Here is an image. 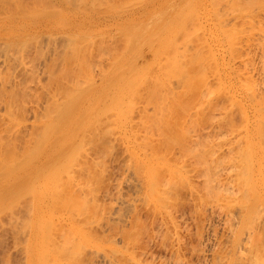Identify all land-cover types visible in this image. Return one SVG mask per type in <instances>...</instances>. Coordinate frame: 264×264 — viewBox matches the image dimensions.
<instances>
[{"label": "rangeland", "instance_id": "374dc122", "mask_svg": "<svg viewBox=\"0 0 264 264\" xmlns=\"http://www.w3.org/2000/svg\"><path fill=\"white\" fill-rule=\"evenodd\" d=\"M8 1H6L7 5H8ZM17 1L18 0L10 1L9 7L13 4V6H11V7L14 9V5H16L18 3ZM23 1L24 0H21V2H23ZM28 1H29V3H28ZM34 1H37V2L39 1V2L37 3ZM69 1L68 0H50L49 3L46 2V3H48L47 8H49V10L51 11V14L53 12H55L54 14H56V12H57V15H55V16H54V14L52 15L51 20L52 19L53 20L51 21V23H48V22L44 21L46 19L45 17H43V18L41 17V12L37 11V10L42 9L41 7H38V5L41 4V1L40 0H25L24 4L25 5L27 4V6H31V8H33V11H34V8L36 6L35 13L32 12L31 9H28V10H31V12L36 14V15L40 14V18H38L39 17L38 15H37V18L35 15H32L33 16L32 17L31 16L32 13L31 14L29 13L30 15H27V13H26L25 14L26 16H20L16 20L15 27H13V30H12L15 32V34L13 35V38L11 40L7 39L8 41L0 39V49H1V46H3L5 48L4 49L2 47V49L0 50V57H1L0 58L1 59L0 65H2V66H0V72H1L0 83L2 82V80L4 81L3 77H7L6 79H9V80L11 79L8 77V75H10L9 73L11 71H14V72H11L10 77H12V78H14L13 76H15V77L18 76V74L20 75V73H21L20 68H22L20 65L22 64V61H23L21 54L23 52V49L25 48L24 53H26L25 51H27V53H26V55L24 54V56H26L25 59L26 60L28 59V62L25 61L26 63H23V64L31 72L27 73V71H29V70L26 69L27 75L25 76L24 80H28L29 82L27 81L28 82L27 83L26 81H24L23 86H25V85L27 87L31 86L29 89V90H31V92H33L32 89L34 87V92L29 93V91H27V93H29L30 95L27 94L26 96L28 97V99L25 98L26 97L25 96L24 99L26 101L23 100L22 101L23 104L21 103L22 108L25 107L24 111L20 112L21 115L17 114L18 116H21V118L17 117L18 118V121H17V120H14V116L12 117V119L10 118L11 116H7V119L9 121L12 120L13 122L14 121L22 122V124L24 125L25 128L24 127H22L24 129H22L21 127H18V128L19 129L21 128L26 133H28L29 131L27 132V130H30V128H32L34 120H35L34 119L35 116H34L33 111L36 108H34V107L36 106L38 108L41 106V108H42V106H44L46 104L45 103L46 99H45V102L43 99L45 97H47L48 94L46 95V93H48V92L45 93L44 91H42L43 94H39L41 92L38 93L37 88H40L42 90V88L40 86H38L41 84H38V85L35 84V83H39L40 77L42 75L45 78L46 74L45 75L43 74L44 73L43 66L45 65L44 64L45 63L44 58L47 59V57L49 56L48 54L46 56V53H49L50 55H52V53H54L53 51H56V50L59 51L56 46H58V48H60V50H64L63 52L67 53L66 50L68 47H70V44L69 45L66 44V46H64V44L67 41H69L65 38L68 35L67 32L70 33L72 31V32L79 33V35L84 34V36L82 37L83 39H84V37H85V39H88L89 37L86 38L88 35L91 36L94 34V36L96 35L95 40L93 39L94 36H93V38H91V43H94L92 48H94L96 45V48L94 50H96L99 46V45H97V42L99 44V41H101L99 39L102 38V41H103V39L104 38L106 39V37H108V39L110 40V43L108 41H107V43H109V45L113 44L114 49L117 46H120L119 44L122 45V46H120L121 51L117 47L118 50L120 51V52L119 51L118 52L119 53L122 52V54H120V56L118 55L119 58L118 59L116 58L117 61H114L115 59L113 60L115 62L114 64H113V62H111L112 59L108 61V58L111 54L108 57L106 56L107 62L110 63V64L106 63L107 67H110L108 69L109 71L105 68L106 65L104 66V64H103L102 67H104V68H101L102 64L100 66L97 65V62L99 60L98 57L102 54L101 51H100V55H99V50H98V55H99L98 57H96V56L92 57L91 56L92 58H94V61H95V58H98V60L96 59L97 61H95V62H96V65L99 69L107 70V71L104 70V72H106L104 74L103 71H99L98 68H95V69L93 68V71L94 70L98 71L99 74L103 73V76H100V78H99V74H98V78L96 79V81L100 80V81H98V83H100L102 81L106 82L107 80H111L113 85H114V83L117 84V89H114V90H117L118 93H114V94L112 93L109 96H107L110 98L112 96V100L108 101L107 104L110 106L109 109L110 108H111V110L113 109L112 110L113 113L116 112L115 113L116 114L115 116L117 118L116 120L119 122H117V121L114 122V119L112 117V115H114V114H112V113L110 114V112H109V115L107 114V117L108 118L112 117L111 119L109 118V120L111 121L113 119L111 122L115 123V126H111L112 127L111 129L113 130L114 127H117V129L115 128L116 129L115 132L118 131V132H116V133H118L116 135V137L119 138V140L114 139L115 138L114 136L116 133L114 134V131H112L110 129V126H108L110 124H103V122H102V125H100L101 129L103 130L104 129L103 126L106 127L105 125H107L109 130L112 131L111 133H113V135L107 133L108 132L107 127L104 129L106 136L104 135L103 137H107L109 134L110 139L105 140L104 143H102L103 144L102 147L105 146L104 149H106V150L101 149L102 147H100V149L106 151L107 155L105 157H103L104 151H102L103 155L102 154L99 155L101 158H103L101 160V159H98L99 156L96 159V156L94 155L95 153L91 154L92 157L91 158L89 157L90 160L93 158L94 160L96 159L95 160L96 162L98 161L100 163L102 161V163L99 164L100 167L97 166L96 168H94L95 166L94 167L91 166L92 169L90 168L91 169L90 171L92 173H90V172L86 173V171L88 169L86 170V168L84 167V170H85L84 173H86L87 176L89 174H93L96 171H98L97 172L98 175H97V173H95L96 175L95 174H93V176L91 175L93 177L91 183L94 182L93 183L94 185L92 184V188H90L91 185L90 186L86 185V187H84L83 190H82V188H80L82 190V195H84L83 191L85 190V188L89 187L90 188L89 191L90 192L93 191L94 196L96 198L95 201H93L91 199L92 203H90V204L87 203L86 207H88L91 204L94 205V202L96 203V201L97 202L99 201V203L96 204L94 207H91V208L88 207L89 209L87 208L91 213L88 215L90 217H91V215H92V217L93 216L95 217V219L89 217V220L91 219V222L94 219V222H92V223H89L90 221L87 218L88 217L87 214H84L85 216L87 215V217H84L87 219H84L82 217V216H84L83 215L84 212L85 213L88 212V210H86L87 212L84 211L86 208H83L84 210H82L80 207L81 204L83 203V201L86 202V199L83 201L80 200L84 196L82 197L80 195L81 196L80 199L77 197L79 199V201H78V199L74 200L76 195H74V197L72 196V193H74V194L76 193L77 196H79L78 193L81 192V190H79L77 188V187L82 186L79 182L80 179H78V182L76 179L77 177H79L77 175H80V173H77V175L75 174L74 175L75 179H74V177H73L74 173L73 172L76 173V171L72 172V170H73L72 167H71L72 170H71V168H70V170H68L69 167H67L65 164L67 163V165L70 166L72 163L71 159H73L72 157L74 156V159H75V154L77 157H79L81 155V154L77 155V153L79 154V152L82 151L81 149H83V152H84V153L82 152L83 156L85 155V157L87 159L86 160L84 158L85 162H83V163L86 164L88 162L87 155L89 153H91V151H92L90 146L95 140L98 139V136L95 134L97 132L99 133V131H97L98 130L97 128H96V131L94 133V129L92 127L95 128L97 126V123L100 124V122H96L95 123L96 125L93 122L94 126L93 125L90 126L89 124L92 123V120L96 121L95 116L98 113L97 111L98 110L102 111L101 108H103V109L106 108V106H105V105H107V104H105L106 102H103L102 104L95 106L94 103H95V99H96L95 98L96 94L93 97L89 96L91 98V100H92V98H95L94 101H92L91 103L88 102V124L86 126H89L90 128L88 127L89 131L86 134V136L88 135V137H86V139L91 138L90 134H92V133L94 134L93 136H95V137H92V139H90V141L93 140V142L91 141L92 143L86 142L89 145L90 152H89V150L87 151L88 148L85 146L86 143H85V145H82V143L84 144V141H89V140H85V139L83 140L82 139V143H80L81 138L83 137V135H82L81 137H78L77 139H75L74 141H72L70 143L66 142V144H69L68 146H66V147H68V149H70L71 146L74 144L75 145L77 144L76 146H79V143H80L82 145V146H80V147H82L81 149H80V147L74 148V149L80 150V151L77 152L76 150H74L77 153H75L72 156L73 153L70 149L68 152H71L72 154L68 158L67 157L68 152L66 153V157H65V158H67V160L65 159L66 161L64 160L65 154L62 155L63 153L60 154V155H62L60 160H58L59 155L56 156L55 158H52L53 161L56 158L58 161L56 160L55 164L53 163L52 166H48L47 168L50 167L48 169V171H45L47 169H44L43 172L37 171L34 173H27V174H24V172L22 173V170L24 167L33 164L35 162L34 160L37 161L38 154L35 155L37 152L34 150L36 148H39V147H37V145L35 146L36 148L34 147V149H32L36 153H32V155H31V151H32L31 150L30 154L28 153L29 155L25 154V156H28L29 159L31 156L34 157V158L31 157V159H32L31 161L28 160L27 158H24L25 157L24 156L23 158L25 160H28L29 162L27 161L25 163L24 159H22V161H23L22 163H25L23 165L21 163V159H19L20 161H18L17 164L19 165V163H21L20 165L22 167L20 165L18 166L19 167L18 169L16 167H14L17 169V171L12 170L13 171L12 172L10 170L12 173L8 172V173H10V175H8V173H7V177L3 181H5L7 179L9 181H12V180H15L16 178L19 177L20 182L16 181V182H14V183H16V185H13L14 183H12L8 187L5 186L7 189L4 187L0 188V204H1L0 210L2 208L1 206H3V208H4V206L9 207L8 202L10 200H12L13 197H14L13 198V200H14L16 195H18L20 193L23 194L22 191H24L26 188L29 189V191L31 190L30 194H29V191H27V189L25 190L24 193L26 194V191H27V195H29V196L32 193L33 197L30 196V198H31L30 200H33L32 202H29L30 200H27L28 201V203H27V201L25 202V199L22 200V198L17 199V201H19L18 203L24 201L23 203H20L23 206L25 205L24 203H27L30 205L33 203L32 204L33 208L31 209L32 206H30V209H31L30 211L28 208L26 209V210H28V213H32L31 216L26 217L27 220L29 219L28 217L31 218V219H29L30 223H28L25 218H24V220L22 219L23 221L20 220L21 222H23V223L25 222L28 225H30V226H28L27 224L25 225V223L24 224L22 223L23 225L28 226L30 231L28 230L29 234L27 235L28 236L27 237L26 234H27L28 228H25V226H24V228H21L24 231L26 229V231H25L26 234L21 229L20 230L17 229L18 226L21 227V225H20L21 222L18 219L25 212L23 211V206L20 207L19 206L20 204L18 205V203L14 200V202L17 204L14 206H18V208H20V210H22V212L17 211V213H19V214L22 213V214L21 215L16 214L17 216H15V215L13 216V212H14V214L16 213V211H13V208L11 211L12 215H11V213L9 215V212H10V211L8 212V210H10L9 208H7L8 210H6V211L8 212L9 223H11V221H13V219H15L14 223H18V221H19L20 224H17L16 228L14 227V223L12 224L13 228H10V225L8 224L9 230H7V228H6V227H8V225L5 227L6 231L4 230L5 232L4 231L3 232H4V234H6V232L8 231L7 233H8L9 237L6 236L7 234L6 235L2 234L3 232L1 230L0 238H2V240L4 238V240L3 241L1 240V241L4 242L5 237H8L6 239V242L10 247L7 248L4 245H2V244H5L6 242L5 243L0 242L1 243L0 245L4 246L3 247L4 250L7 249V251L4 252V250H2L3 248H1L3 253L7 254V256L9 254L8 257L6 255L2 254V256H0V257H3V256L4 257L0 258V259H2L0 261L2 262L5 260V264H6V262H7L6 258L10 257L13 260V262L11 260V264H20V263L21 264H103V263L104 264H214V263L215 264H217V263L221 264L222 262H223L222 264H255V263L264 264L263 263L264 260L262 262L259 261L262 257L264 258V248H263L264 247V244H263L264 243V109H263L264 108V84H263V82H264V43H263L264 42V35H263L264 34V0H224V2H223V0H218V2H217V0H213V1L212 0H140V1L136 0V1H139V3L137 2V4H139V6L136 3L135 4L133 3L135 5L134 7H133V4H131V3L129 4L127 2H129V1L134 2L135 0H132V1L131 0H124V2H123V0H121L122 2L120 0H118L119 2L117 0H116V2H115V0H114V2H113V0H112V2H111V0L110 1L108 0L109 2H107V0H104V1L103 0H96V1L93 0V1H95V3L93 5H95V4L99 5L98 7H100V8H98L96 6H95L96 8H93L94 6L91 4V2H93V1L91 0V2H88V6H87L90 10V11L88 10V24H87V27L81 28V30H80V28H78V25H75L72 30L70 29V27L72 25L69 23V20L71 18H73L76 14L73 12V10L67 8V4L69 3ZM88 1H90V0H88ZM97 1H99L100 3L104 2V4L103 3L100 4ZM3 2L4 1L1 0L0 5L6 6V3H4L5 4L4 5ZM54 2H58V4L60 6L59 5L57 6L56 5L57 3H54ZM117 2L120 3L119 4L120 6L125 2L127 4L124 5L125 6L124 9H123L124 6L123 7L121 6L122 7V9H121V7L118 6ZM140 2H143V3L140 4ZM75 3H77V2H74V4ZM110 3H112V4H110ZM113 3L115 6L120 7V10H119V8H117L115 6H114V8H115V10H114L113 9ZM115 3H117V5ZM19 4H20V6H19ZM19 4H17L18 6L15 7L16 9H14V12H18L17 7H18V10L21 9V11H23L25 9L26 6L24 7V4H22L23 10L21 7V3H19ZM49 4H50V7H49ZM107 4H108V7L110 6V11H109L108 7H106V9L108 10L107 11L108 13H106V11H104L105 9H101V6H100V5L105 6ZM55 5L57 7H55ZM79 5H82V4H79ZM128 5H130L132 7L129 6V8H127ZM103 6H102V8H103ZM19 7H21V8H19ZM54 7L56 9L58 8V11L56 9L54 11V9H53ZM28 8H30V7H28ZM218 8H219V10H218ZM6 9H8V12H9L8 6L6 7ZM13 9H10L11 12ZM136 9L137 10L141 9L140 15H137L135 17H131V16L129 17L127 15V13L129 11H133ZM28 10L26 9V11H28ZM43 11H45V10L43 9ZM46 11H48V9ZM99 11H101V13H99ZM103 11H104V13H103ZM59 12H61V13H59ZM125 12H126V15H122ZM106 15H107V17H106ZM28 16H31V18ZM42 16H44V15H42ZM34 17H35V19H34ZM65 17H66V19H63ZM130 18H132V19H130ZM32 19H33V21L34 20L36 21L35 24H34L35 21L33 22ZM41 19H43V22H41L42 21ZM61 19H63L64 21ZM134 22H138V24H136V23L133 24ZM149 22H151V23H149ZM184 22H186V24ZM146 23L149 25L151 24V25L149 26ZM21 24H23V25H21ZM111 24H112V26H110ZM106 25H108V26H106ZM145 25L148 26L147 30H144V28L146 29ZM182 25H184L183 27H185V26H187V27L182 28ZM138 26L140 27V29L142 28L143 33L139 29ZM159 26L161 28H159L157 30V28ZM132 27H135L138 30L137 29L135 30V28H133L134 29V31H133ZM114 28L116 31L114 30ZM129 28L132 29L133 33L130 32L131 30ZM197 28H198V30H197ZM110 29L112 30V32H110L111 31ZM127 29H128V31H126ZM123 31L126 32V36H128V39L123 38V37L126 38L125 32H123ZM135 31H137V32H135ZM180 31H182V32H180ZM57 32H60V34L62 32H66L67 35L61 34L62 36L65 35V37L63 38L62 36H60L57 39V36H54L57 34ZM97 32H98V35H100L99 33H101V35L103 34V36L100 38V36H98L96 34ZM129 32L131 33V34H129L130 36L127 35ZM134 32L135 33L140 32L142 35L140 36V33H138V36H140V38H137V36H135V38H137V39H135V38L134 39L138 40V41L132 42L134 44L133 45L131 43L130 39L132 40V38L134 37V36L132 37V35L135 34ZM34 33H35V35H34ZM52 33H53V36L55 37V39L52 37ZM76 33H73V34H75V36H77ZM104 33L107 34V36L104 35ZM191 33H193V34H191ZM60 34H57V35L59 36ZM109 34L112 35L111 39L109 38V36H110ZM42 35H43L44 39L42 38ZM187 35H189V36H187ZM71 36H72L71 39L75 38L74 35L70 34V37ZM197 36L200 38H196ZM67 37H69V35ZM97 37L99 38L98 39L99 41L96 40ZM113 37L116 40H112ZM37 38H41V40L39 41V39H37ZM52 38H53V40H52ZM59 38H60V40H59ZM15 39L16 40L22 39V40H20L21 43L16 41ZM61 39H62V41H61ZM85 39H84V41H86ZM105 39H104V41L106 42ZM119 39H123V41H121ZM55 40H56V42H55ZM75 40H77V38ZM75 40H72V41L75 42ZM79 40H81L80 37H79ZM117 40H119L121 43H119V41L117 42ZM188 40H190V42ZM256 40H258V41H256ZM72 41H69V42L71 43ZM93 41H95V42L97 41V42L95 43ZM127 41H129L131 43V45H129L130 43L129 42L127 43ZM171 41H172V43H171ZM1 42L2 43L4 42L3 43L4 45ZM82 42H83V40H82ZM86 42H88V44H89L90 40L86 41ZM114 42H115V44H114ZM169 42H170V44H169ZM188 42L192 46L188 45ZM260 42H262L261 45H260ZM8 43H9V45H8ZM48 43H49V45H48ZM72 43H71V45L73 46V48H76V45L74 47V43L73 44ZM117 43H119V44L117 45ZM123 43H125V45ZM185 43H187V45L189 46L188 49L191 51L195 50L194 48L198 47V45H199V48H200V46H201V48L203 47V51H201V48H200V50L198 48L199 51L198 50H195V52L192 51L193 53H195L194 54L195 58H196V54H198V52L200 53V55H198V56H201V55L203 56L201 58L204 60L205 64H204V62H202L203 64L201 63L202 59H200L201 61H198V63H195L196 67L198 65H200V66H198V68L199 69L202 68L201 70L198 69L196 71L197 68L194 66L195 64L191 65L190 63H189L190 66L184 65V66H186V67H184L183 64H185V62L182 64V62L179 61L180 59L181 60L185 59V57H184V59L182 58L185 55V54L184 55H182V54L186 51V48H187V47H185L187 45L184 46ZM103 44L105 45V43H103V42L100 44L101 48H102ZM11 45H12V47H10ZM21 45H23L22 48H21ZM54 45L56 47V50L54 48ZM106 45L108 46V44H106ZM106 45L104 47H107ZM113 45H112V47H113ZM127 45H129L128 46L129 49L126 48ZM257 45H258V47H257ZM47 46H49L50 48ZM72 46H71V48H72ZM88 46H89V49H91L90 45H88ZM91 46H92V44H91ZM166 46L167 47L170 46V49L167 48ZM171 46H173L175 48L176 52L172 49L173 47L171 48ZM27 47H28V49H30L32 47L29 50L30 52L27 50ZM45 47H46V50H44ZM65 47H67V48H65ZM83 47H81V48H83ZM164 47H166V49H167L166 51L164 50L165 49ZM181 47L182 48L185 47L182 54H180L182 52ZM205 47H206V49L208 48L209 50L204 49ZM47 48L49 49L50 52L49 51L47 52V50H48ZM51 48L52 49L54 48L53 51L51 50ZM117 48L114 50V52L117 50ZM179 48H181L180 53H179V50H180ZM256 48H258V50H256ZM6 49H7V51L12 50V53L8 51L9 53H11V55H10V56H12L11 60L14 58L13 57V55H14L13 51H15V50H16L15 53L17 51H19V53H20L19 59L22 58V61L20 62L16 58V55L18 57L19 53L17 52L15 54V58L17 61L15 62V60H14V62L16 64L14 67L11 66L12 69H8L9 67H7L8 65H11V64H10V62H8V63L6 62L7 60L5 59V57L8 59V57L5 56L7 53ZM19 49H21L22 51ZM89 49H88V56H89V58H91ZM99 49H100V47H99ZM123 49H125L124 55H123ZM126 49L129 51H127ZM161 49H163V50H161ZM71 50H70V52H71ZM171 50L173 53L178 52V54H177L178 57H176L177 55L175 53H174L175 57H173ZM189 50H187V51H189ZM4 51L6 53H4ZM38 51H40V52H38ZM43 51H45V52H43ZM140 51L143 53H146V55L144 57H141L138 55V57L136 58V61L134 60V62L131 63L130 62V58L132 57L131 54L132 53L133 54H139ZM163 51L167 52V54H165ZM28 52H29V54H28ZM42 52H43V54H42ZM95 52L96 51L93 52V50H91V53H95ZM9 53H7V54H9ZM115 53H117V52H115ZM119 53H117V54H119ZM161 53H163V54H161ZM185 53H187V52H185ZM205 53L206 54L208 53L207 56ZM40 54H42V55H40ZM95 54H97V53H95ZM179 54L182 57H180ZM190 54H191V52H190ZM113 55L115 57L117 56L116 54H113ZM166 55H168V56H166ZM191 55H193V54H191ZM39 56H41L42 58ZM163 56L167 57L166 58L167 61H165L163 59L164 63H163V61L159 62V60H162ZM169 56H171L170 59L173 57V61H172V59H171V61H170V59L168 60ZM187 56H186V58L188 59V61H190L192 63V60L194 59V57L192 56L193 59L189 60V58H191V57L188 58ZM208 56L211 58L210 59L211 63L208 62V64H207V61H209ZM34 58L36 59L35 62H34ZM106 58H104L103 61H106ZM110 58H111V56H110ZM112 58H113V56H112ZM177 58L178 59L180 58V59L178 60ZM2 59H4V61ZM37 59H39V60H37ZM11 60L9 59L8 61H11ZM174 60H176V62ZM92 61H93V59H92ZM156 61L159 62L157 65H156ZM168 61L171 64L173 63L172 67L170 66L171 68L170 67L164 68L165 63L167 62L166 64H168ZM14 62H13V60L11 61V63H14ZM95 62H93V64L91 63V65H94ZM178 62H180L181 64ZM32 63L34 66L32 65ZM153 63L156 65L155 70L157 69L158 72L154 71L155 65ZM160 63L164 64V65L162 64L164 70H166V69L171 70V71L170 70L165 71L167 73V74H165L167 80L165 78V75L162 76V74H164L165 72L163 71L164 72L163 73V72H161V69H159V68H161L159 66V65H161ZM175 63H176V67L175 66L173 67V65H175ZM177 63L180 64L182 67H184V68L181 67L183 71L186 70L187 68L188 69L191 68L190 70H192V71H189L187 69L188 72H183V73H186V75L184 74L186 76L185 77L184 75L181 74L182 73L181 68L179 66L177 67ZM3 64H4V67H3ZM25 64L26 65L28 64V65L26 66ZM35 64L37 65L36 67H35ZM111 64H113V66ZM146 64L147 65L149 64L150 67H151V64L153 65V69L151 68V71H153V72H151V73H153L154 75H155V73L156 74L159 73V75H161V80H163V81H160V82L158 81V82H159V84L162 83L161 84V86H163L162 90H160L161 87L159 85H157L158 83L156 82L159 77L155 78V76H158V74L153 77L156 80H154V79L153 80H154V83L156 82L155 84L157 85V87L158 86L160 87V89H158L159 87L157 88L155 86L157 91L160 90L161 94H162V92L165 89V91H166V92L164 91L165 92L164 94H166L165 96H169L170 93H172L171 95L175 94V96H176L177 93L179 92L178 91L179 87H180V89L183 87V86L182 87L180 86V84H179L180 82H182V85L186 84L185 85L186 88H189V89H187V91L191 90L190 89L191 88L190 82H192V81H190V82L188 81L186 83H183V81H186V79L183 80V77L188 78L189 76L187 77V74L190 75L189 72L190 73L195 72L196 75H198L199 73L202 72L201 73L202 75L199 74L197 77H194L197 84L196 83L192 84V85H194L192 89L195 91H192L191 94L188 92L190 95L187 94L188 95L187 96V95L183 94V93H187V91H185V89L182 90L185 87L184 86L181 89L182 92L180 91L181 97H180L179 93L176 96L177 98L174 95H173L175 97L174 99H172L173 97L171 95L170 96L172 98L170 96H169L170 98L167 97V99H171V101L177 100V103H178V100H179V101H181L180 104L185 103L183 106V104L182 105L174 104L173 101L171 103L170 100H167L168 102L170 101V104H172V105L168 104L170 107H173L174 105H176V107L175 108L173 107L174 109L172 108L173 110L171 111L170 107H168V105H167V102L164 101V97L162 96L163 94L160 95V93L159 94L157 93L159 95V96H156V97H158V99L155 98L156 100H154V96H153L154 93L152 95V93L150 92V91L153 92L154 90H149V92L151 93V95L153 97L152 99L154 101L151 98L149 99V97H151V96H150V94H148L149 97L146 96L147 94H145V93L148 91V88H145V85L141 86V87L144 86L143 91L145 89H147L146 91H144L145 93L142 92V94L144 93L143 94L144 96L142 95V98L139 96H136L137 93H134L133 88L136 86V81L138 82V80H140L142 76L146 77V75H148L147 76V78H148L151 74L150 69L148 68V66L146 67ZM186 64H188V63H186ZM201 64L204 66H202ZM39 65L40 66L42 65L41 66L42 71L40 70L41 68ZM91 65H89L90 68L94 67ZM28 66H30V67H28ZM168 66H169V64H168ZM193 66H194V69H193ZM38 67H39V71L37 70ZM144 67H146V68H144ZM209 67H212V68L209 69ZM34 68L35 69L37 68V69L35 70ZM90 68H89V70H91ZM147 68L149 71L146 70V72L148 71V73H150V74L147 73L145 75V73L144 74L142 73V70L143 69L145 70ZM177 68H179V70ZM16 69H17V71H16ZM6 70H8L9 72H7ZM32 70H33V72H32ZM89 70H88V72H89ZM176 71L180 72V74H178V72L176 73ZM35 72H36V74H33ZM41 72H42V74H41ZM143 72H145V71H143ZM168 72L169 73L171 72V73L169 74ZM173 72H175L174 77H172L174 80L171 77L170 78L167 77V76H170L171 74H172L171 76H173ZM197 72H198V74H197ZM29 74H31V75L33 74V75L31 76ZM91 74H92V76L91 75L90 76L94 77V75L95 76L97 75V72H95L94 75H93V73H91ZM210 74H211V76H210ZM5 75H7V76H5ZM213 75H215V76L213 77ZM27 76H29V77H27ZM38 76H39V78H38ZM191 76H192V74H191ZM191 76L187 80H193L194 78ZM202 76L206 77V80H204L206 82H204V81L202 82L200 80ZM207 76H209V77H207ZM32 77H34V78H32ZM143 77L141 80L144 79L146 81L147 78H145V77L143 78ZM175 77H177V78H175ZM178 77L180 78V80L182 77L183 81L177 80ZM198 77L200 79H198ZM59 78H60V76H59ZM133 78L135 80V84L131 83V85H129L130 79L132 80ZM216 78H218V79H216ZM92 79L95 80V78H92ZM196 79H198V81ZM12 80H14V79H12ZM42 80H43V78L41 79L40 83L41 82L43 83ZM86 80H88V79H86ZM144 80L141 81V83L139 82L140 84L138 86H140L141 84H144L143 83ZM153 80H152V76H150L151 82L149 84H152V86L149 85L150 87H153L155 85L152 83ZM158 80H160V78ZM170 80H172V81L170 82ZM44 81H45V79H44ZM47 81H48V79H47ZM88 81L90 82L91 80L89 79ZM164 81L166 83H168V85L170 84L171 87H173L172 85L175 82L176 85H174V86H176V87L170 88V86L168 87V85ZM195 81L193 80V82H195ZM199 81H200V83H198ZM215 81H216V83H215ZM244 81L246 83H244ZM132 82H134V81H132ZM146 82H145V84L147 85V83L149 81L147 83ZM171 83H172V85H171ZM31 84H33V85H31ZM57 84H58V82L56 81L55 85H57ZM177 84H178V86H177ZM35 85H37L38 87ZM53 85H54V83H53ZM55 85L53 86V90L58 87V86L55 87ZM132 85H134V86H132ZM164 85L167 86V88ZM187 85H189V87H187ZM195 85H198L197 86L198 88H196ZM217 85L218 86L220 85V86L218 87ZM138 86H136V88ZM149 86H146V87H149ZM105 87H106V85L104 84L103 86H100L98 88V90L102 91L105 89ZM248 87H250V89ZM169 88L171 91L169 90ZM176 88H178L177 93H176V90H174ZM206 88H207V90H206ZM112 89H113V86H112ZM132 89H133V92H132L133 96L135 95L136 100H137V97L139 98L138 99L139 101H140V98H141V100L143 99V102L144 103L146 102L145 105H147V102H148L147 100H145V97H147V99L150 100L149 104H151V105H153L152 102L154 103V102H157L158 100H160V101H158V103L159 102L161 103L162 101L165 102L166 106L164 104L163 105L165 106L164 109L167 110V113H165V116L167 117V119L164 118L163 115L162 116H163L164 120L165 119L167 120V121H164L167 126L166 125L163 126V125L159 124V121L161 123V119H162V118H160L159 114L161 112H163V110L159 114H157L158 112L156 113L158 115L157 117L155 116V113H154L155 117L151 116L152 108L150 110H149V108L153 107V106L149 107V104H148V106L146 107V106H144V103H142V101L139 104H138V102H135L138 105L137 104L134 105V102H133L132 105H134L136 107L137 106L138 107L144 106L145 109L144 108L143 109L145 110V112H146V109L148 108V110H149L148 114H145V113L144 114L147 116L154 117V118H151L153 124L151 123V121L149 122V120H147V118L150 119V117L146 116V118H145V120L148 122H146L144 119H142L145 116L144 114H142V116H141L142 118L138 117L141 113V111L139 113V111L137 110L138 107L136 108L137 111L134 112L135 117H138V119L139 118L142 119L143 121H141L139 119L140 122L146 123V125L148 123L147 129H145L144 126L142 128V126H141L142 123H140L141 124L140 127L142 128V129L140 128L141 130L139 128H137L139 126L134 124V122L132 124L130 123V120H131L130 115L134 116V114L129 109L128 104H126V101L127 102L129 101L130 104H131V101H135V99H132L131 101L128 100L129 98L127 95L128 94H129V96L132 95V93L130 92V91H132ZM199 89H200V91H199ZM135 91H137L139 93L142 91V89L140 88L139 91L138 90H135ZM204 92L207 93V94H205V96H203ZM210 93H211V95H209V97H208V94H210ZM49 94H52V93H49ZM33 95H34V97H33ZM39 95H42L41 96L42 99H41V97L38 99ZM183 95L185 96V98ZM29 96H30V98L32 97L31 100H29L30 99ZM35 96H36V99H34ZM115 96H117V100L114 98ZM49 97H50V95H49ZM159 97H163V100L159 99ZM182 97H183V99H182ZM165 99H166V97H165ZM199 99L201 100V102ZM35 100L36 101L39 100V101L36 102ZM196 100L197 101L199 100V102L196 103L197 102ZM120 101H121L122 105L119 104ZM203 101H205V102H203ZM24 102H25V104H24ZM40 102L42 103V105H40L41 104ZM113 102H114V104H113ZM190 102H192L194 104L190 105V104H192ZM36 104L39 106H37ZM130 104H129V106H130ZM27 105H28V107H27ZM108 105H107V107H108ZM132 105H131V107H132ZM177 105H179L180 107ZM200 105H202V108L199 107L202 109V111L199 110V108H198V106H200ZM216 105L217 106L219 105V106L217 107ZM29 106H30L31 110H30ZM32 106H34V107H32ZM113 106H114V108H113ZM134 106L132 108H134ZM2 107H4V105L0 106V115L2 114V111H4V109H5V107L3 109H2ZM167 108H169V109H167ZM203 108H205V109H203ZM32 109H33V111H32ZM43 109L45 110V112L46 111L49 112L48 109H50V108H48L47 110H46V108H43ZM43 109H42V111H44ZM94 109H96V110L93 112H90L91 110H94ZM106 109L108 110V108H106ZM128 109L130 110V112L132 114L128 112ZM194 109L195 110L197 109V110L195 111ZM105 110H103V112H105ZM134 110H135V108L133 109V111ZM168 110L171 112L169 113ZM100 111H99V113H100ZM197 111H198V113H197ZM5 112L6 111H4V113ZM23 112H26V114H24V116L22 115ZM103 112H102V115H103ZM241 112H242V114H241ZM44 114L46 117L48 116V118H45L44 116L41 117V115H39L38 118L41 117L44 119L40 118L41 120H36L35 123H37V122L39 123V124H37L39 126V128L42 126L41 123H44V126H45L47 121L49 123L46 126H48L49 124L51 125L52 129L50 126H49L50 128L49 127L47 128L46 126L45 127L49 130L47 133H49L50 131H52V133L47 134V133H45V131H42V128H43V126H42L40 128V130H41L40 133L42 132V134H40V135H42L43 137L39 135V138H41L40 141L42 140L41 144L43 145L45 143V141H47V139L49 138L48 141L45 143V145H49L53 142V139H54L55 135L57 134V132H59L61 129H63V127L61 125H59L58 121H61V120L57 121V118L55 115H51L52 117H50L48 115V113H44ZM137 114H139V115H137ZM199 114H201V115H199ZM100 115H101V113H100ZM121 115H122V117H121ZM187 115H188V117H187ZM219 115H221V116H219ZM98 116H96L98 119L97 121H99V119H100V117L98 118ZM222 116H224V117H222ZM127 117H129L130 120ZM242 117H244V118H242ZM23 118H25L26 121L23 120ZM134 118H133V121H137V120H134ZM157 118H159L160 120ZM212 118H213V120H212ZM15 119H16V117H15ZM31 119H32V121H31ZM105 119H107V118H105ZM171 119H174V121ZM195 119H197V120H195ZM52 120H53V123L50 122ZM103 120L104 119L102 118V121ZM107 120H105V123L107 122ZM153 120L155 121V123L157 120V123L159 124L158 127L161 126L163 128V130H164V127L166 128L165 131H167V132H165V134H163V137L160 135L164 132L163 130H162L163 131L162 133L160 132V134H159L160 136L159 135L157 136V134H158L157 131L159 129L158 130L156 129L157 125H155ZM207 120H209V121H207ZM223 120H225V121H223ZM12 121H11V124L13 123ZM168 121H170L169 124H168ZM221 121H223V122H221ZM31 122H33L32 126H30ZM54 122L56 125L58 123V125L56 126L54 124ZM149 123H150V125H149ZM218 123H219V125H217ZM225 123H226V125H225ZM26 124H28V125H26ZM52 124L54 125V127ZM122 124L123 125L126 124L127 127L125 125L123 126ZM127 124L129 125V127H131L130 124L133 125V127H131L132 129L128 128ZM151 124L153 127L150 129L149 126L151 127ZM172 124H173V126H171ZM189 124H191V126ZM14 125H13V127H15ZM120 125H122V126L120 127ZM134 125L137 126L136 129H135ZM27 126H29V127H27ZM26 127H27V129H26ZM58 127H59V129H58ZM74 127H76V125ZM124 127L127 128V131L129 129L130 130L127 132L126 130H124ZM161 127H160V129H162ZM91 128L93 130H90ZM121 128H122V130H121ZM133 128H134V131H132ZM16 129H17V127H16ZM101 129H100V131H101ZM137 129H138V131L136 132ZM148 129L151 132L150 134H149V131H146ZM44 130H46V129L44 128ZM104 130L102 131L103 133H104ZM120 131H121V133H120ZM123 132H124V135H123ZM130 132H131V134H130ZM132 132L135 134L138 133L137 136L139 135V137L140 136L142 137V139H143L141 141L142 143L148 140L146 142V145L147 144L149 145L148 142H150V141L152 142V145H154V146H152L151 142H150L151 147L149 146L150 148L147 147V149L145 148L146 146H144L145 143L141 144V142L139 141L140 143L138 142V144H139V147L141 145H142V147L144 146V148L146 149V152L148 154L154 152V150H155L154 156H156V159H154L155 157L153 158L150 155H147V157H146L145 155L147 153L145 152V150L142 151V149L140 150L139 147L137 148L138 152L136 151L135 148L138 144L136 145L137 141H135V139H133V138H135L136 135L133 134V136H132ZM145 132H147V133H145ZM62 134H64V131ZM119 134L121 135V139L124 142L120 140V137H118ZM125 134L126 135L129 134V135L125 136ZM140 134H145V136H147V137H145V136L144 137L147 139L143 138V135H140ZM147 134H149V137L152 140H150L148 138ZM167 134H169V136ZM48 135H50V137ZM44 136H45V138L47 136L48 137L45 139ZM64 136H65V134H64ZM128 136H130V137H128ZM164 136H166V137H164ZM123 137H124V139H123ZM127 137H128V139H126ZM139 137H138V140L141 139V137L140 138ZM43 138L45 139L44 143H43ZM66 138H69V136ZM38 139L36 140L35 144H37L39 142ZM129 140H131V141H129ZM106 141H108V143L105 144ZM128 141L131 145H129ZM75 142H77V143H75ZM41 144L39 143V145H41ZM110 144H111V146H110ZM113 144H114V146H113ZM132 144L135 147L134 146L132 147ZM194 145H196L197 147ZM201 145L204 148H202ZM84 146H85V148H83ZM108 146H110V149L108 148ZM130 146H131V148H130ZM72 147H74V146H72ZM128 147L130 148V150L132 152L129 151ZM157 147H159V148H157ZM114 148H115L116 152H115ZM186 149H188V150H186ZM191 149L192 150L195 149V150L192 152ZM196 149L198 151H196ZM199 149H200V151H199ZM36 150L38 152H40V150H38V149H36ZM202 150H203V152L205 151L207 153H205V152L203 153ZM139 151H140V156H138ZM184 151H185V153L188 152L187 156L185 155ZM85 152H86V154L88 152L89 153L86 155ZM110 152L113 153V155L110 154ZM194 152L195 153L197 152V153L195 154ZM157 153L159 154L160 157L155 155ZM190 153H192V154L190 155ZM198 154H200L201 156ZM91 155L89 154V156H91ZM134 155H135V158L133 157ZM142 155H144L145 157ZM203 155H205V156H203ZM83 156L81 155V157H83ZM192 156H195V157H192ZM81 157H79L80 160L82 159ZM104 158H105V160H104ZM137 158H139V160L141 159L140 161L144 162V164L142 163V165L140 166L141 162L139 163ZM149 158H151L152 161L149 160ZM62 159H63V162L61 164L62 165L64 164L65 167H64V165L63 166L61 165V167H60L59 163L57 164V162H59V161L61 162ZM79 159H78V162L80 161ZM84 159L82 161H84ZM134 159L135 160L137 159L136 160L137 162L134 161ZM103 160H104V162H103ZM197 160H198V162H197ZM82 161H81V164H82ZM81 164H79V166H81ZM132 164H133V166H132ZM57 165H59L58 168L63 167V169H62L63 171L64 170L71 171L72 175H71V172H69V174H67L68 172L66 173V171L62 172L60 170V168H59V170H60V173H59L58 169L56 168ZM76 165H74L73 167L74 168L79 167ZM96 165H98V164H96ZM137 165H138V167H137ZM149 165H151V166H149ZM155 165H156V167H155ZM101 166H102V168H101ZM143 166H145V167H143ZM81 167H83V166H81ZM154 167L156 169H154ZM249 167H251V168L249 169ZM93 168L96 170H94ZM97 168L98 169L101 168V169L97 170ZM103 168L106 170L103 172L104 175H102L100 173L104 170ZM245 170H246V172H248V170H251L248 172L250 174L249 176L245 172ZM78 171L80 172V170H78ZM56 172H58L59 174L57 175ZM155 172H156V174H155ZM62 173H65L66 175H64V176H67V177L69 176L70 179L72 178L73 181L78 183V184L76 183L77 187L74 188V186L72 185V182H70L72 185V186L70 185V188L73 187V188H71V190L73 189V192L71 194L68 192L70 190V188L67 187V186H69L68 183H67V186L65 184V188L61 187V188H64L66 190L69 188L67 191L64 190L66 194L68 193V197L65 198L62 195H61V197H64L65 200L67 201V203L71 202V204H69V207H70V205L74 204L75 202L81 201L80 205L78 203L75 204L77 206L79 205V209L82 210L80 212L78 209L75 208L76 210L79 211L80 215H78L79 213L78 212L76 213V211L75 212L72 211L74 213H72V212L71 213L73 214L72 216H74L75 214H76L75 216H79L77 218H79V221H81V222H84V220L85 221L88 220L84 223L75 222V220L77 221V219H75L76 217L70 216V211L68 210L69 207L66 208V210L64 209L65 211H63V212H61L62 211L61 209H63V208H61L59 213H57L58 217H60L62 219V221H61L60 218H57V220H60L59 223H57L58 221L56 220L57 215L55 216L54 213L52 214L53 208L54 209L57 208L54 206L57 203H55L54 205L53 204L51 205V202H52L51 199L53 198V197H51L52 196L51 192H54L53 194L57 193L56 195H60V194H58V192L61 193L60 192L61 188L59 190V188L56 186L57 183L53 186H52V184H54L55 181H59L60 179L62 180V177H61ZM81 173H83V172L81 171ZM208 173L210 174L209 175L210 177L208 176ZM179 174L183 175V177H181L182 179H180ZM239 174H240V176H239ZM241 174H242V177H241ZM56 175L58 178H56ZM83 175L85 176V174H83ZM250 176H251V178H250ZM28 177L31 178V182L27 183V180L29 179ZM52 177H54V178L52 179ZM243 177H245V178H243ZM248 177L250 180L249 179L247 180ZM86 178H88V177H86ZM64 179H66V177H64ZM72 179H71V181H72ZM81 179H85V178L81 177ZM89 179L91 180V177ZM93 179H96V180L93 181ZM243 179H244V181H243ZM67 180H65V182ZM245 180H246V182H245ZM84 181H86V180H84ZM84 181H82V182H84ZM158 181H160L161 184ZM170 181H172L174 184L172 182L170 183ZM242 181H243V183H242ZM249 181H250V183H249L250 185L247 184L248 185L247 186L246 183H248ZM166 183H167V186H166ZM238 183L241 184L242 187H239L240 185ZM24 184H26V185L24 186ZM85 184H86V182H85ZM57 185L61 186V184H59V182ZM78 185H80V186H78ZM21 186L22 187L24 186V187L22 188ZM28 186H29V188H28ZM54 186H56L58 189H55L56 187H54ZM62 186H64V185H62ZM83 186H84V184H83ZM174 186H176V187L178 186V187L176 188ZM171 187H173V188H171ZM51 188L53 190L54 189L55 190L53 191V190H51ZM11 189H13V191H15V189H16V191H15L16 194L14 192H12ZM75 189H78V190L75 191ZM56 190H59V191L55 192ZM71 190H70V192H71ZM4 191L5 192L8 191V192H6V194L7 193L8 194L7 195L5 194L6 196L11 195L12 197L8 196L9 198L7 199V197H5L1 194ZM64 191H63V193H64ZM9 192L14 193V194L13 195L9 194ZM84 192H86V190ZM87 192H88V190H87ZM87 192L85 193V195L88 197ZM95 193H97L98 196H96ZM22 194H20V195H22ZM50 194H51V196H50ZM69 194L72 197H70ZM20 195H19V197H23ZM56 195H55V197H56ZM29 196H28V198H29ZM2 197L6 198V199H3ZM17 197L18 196H16V198ZM25 197L26 196H24L23 198H25ZM248 197H249V199H248ZM58 198H59V196H57V198L55 200L54 199L53 200L56 202V200ZM70 198L72 200L69 202L68 200H70ZM20 199H21V201H20ZM87 199H90V197H88ZM65 200H64V202H65ZM73 200L75 201L74 203H73ZM48 201H49V203H48ZM89 201L87 200V202H89ZM10 202H9L10 206L13 207V205H11L12 201H10ZM14 202H13V204H15ZM60 204H64L63 201L60 202ZM57 205L60 206L59 204H57ZM26 206L28 207V205H26ZM26 206H24V207L26 208ZM62 207H63V205H62ZM3 208H2V210L5 211V209H3ZM18 208H14V210H16ZM45 208L48 210V215L45 214ZM71 208H72V206H71ZM242 208H243V210H242ZM257 209L259 212L257 211ZM73 210H74V208H73ZM56 211L58 212V209ZM56 211H54V212L56 213ZM243 211H247L246 212L247 215L245 214L246 215L245 217L242 216ZM2 212L0 211L1 214H2ZM7 212H6V215H7ZM261 212H262V216H261ZM3 214H4V212H3ZM25 214L27 215V213H25ZM24 215H23V217H25ZM66 215L67 216L69 215L68 219H66L67 218ZM258 215H260V216H258ZM3 216L5 217V214ZM14 217H17L18 219L14 218ZM53 217H55V218H53ZM64 217H65L66 221H64V219H63ZM8 218H6L7 223H8ZM21 218H22V216H21ZM53 219L57 222L55 223V221ZM73 219H75V220H73ZM4 220H5V218H4ZM47 220H50V221L53 220L52 222H54L55 225L57 224V226H59L60 228H62L61 226H63V224L65 226L67 225L73 232L71 231L72 233L71 232L69 233L67 226L66 227L63 226L64 229L63 228L59 229V227L57 228V226H54V224L51 225L50 221L48 222ZM69 221H72V222L69 223ZM2 222H4V225L7 224V223L5 224V221H2ZM46 222H47V224H46ZM64 222H66V223H64ZM48 223L53 227L52 228L49 227ZM60 223H63V224L61 225ZM84 224H86L87 226H85ZM12 225H11V227H12ZM23 225H22V227H23ZM45 225H47L49 230H53V229L55 231L58 230V233H57V231H56V233H55V231L54 232L52 231V233H54V236L46 235L45 229L47 227L45 228L44 227ZM42 228H44V229H42ZM55 228H57V229H55ZM85 228H88L87 229L88 233H87V230ZM1 229H3V228L1 227ZM13 229L14 230L17 229L18 231H15L16 233L12 234V231H14ZM62 230L68 231L67 235L70 234L68 236L69 241L67 240L68 237H65V235H64L65 238L63 236H61L63 233H66V231L62 232L61 234L59 233ZM10 232H11V234H10ZM17 232L19 234H17ZM49 232L51 233V231H49ZM90 232H92V233H90ZM22 233H23V235H22ZM247 233H249L250 236ZM259 233H260V235H259ZM24 234H25V236H24ZM47 234H49V233H47ZM73 234H75V235H73ZM2 235H4V236L1 237ZM12 235H14V236H12ZM15 235H19V237H20V240H21V241H19L20 246H27L26 252H25V250H23L22 247L18 249L19 238H17L18 236L16 237ZM20 235L23 236L22 239H21ZM55 236L57 239H54ZM24 237H25V239H24ZM49 237H52L51 238L52 240L53 239L56 240V241H54L56 243H51L52 240L48 239ZM15 238H16V244H18V245H14L15 241L13 239H15ZM245 238H246V241H245ZM257 238H258V240H257ZM23 239H24V241H23ZM253 239H254V241H253ZM72 240H75V241H72ZM247 241L249 244L247 243ZM23 242H25V244L21 245ZM49 242H50V244H49ZM63 242L70 243V246L68 243L65 245ZM71 242L74 245H72ZM58 243L64 244L65 245V247L63 246L64 249L67 247L71 248V246H72L73 252L71 254H69V252H71L72 249H70L71 251L66 249L67 251H69L68 253L66 250L57 249L54 246H56ZM60 244H58L57 246L58 247L61 246ZM75 245H76V247H75ZM254 245H256V246H254ZM16 246H17V250L15 249ZM251 246L253 247V249H251L252 248ZM246 247H248V248H246ZM52 248H53V251L50 250ZM60 248H62V246ZM78 248L80 249L79 251H78ZM243 248H245V250ZM254 248H256V249H254ZM20 249H21V251H20ZM54 249H56L57 252L54 251ZM222 249H223V251H222ZM14 250H15V252H14ZM64 251H66V253H64ZM76 251H77V253H76ZM0 254H1V252H0ZM62 254H64V255H62ZM254 254H255L256 258L254 257ZM260 255H261V257H260ZM257 256H258V258H257ZM219 257H221V258H219ZM221 260H222V262H221ZM0 264H3V263H0Z\"/></svg>", "mask_w": 264, "mask_h": 264}, {"label": "bare ground", "instance_id": "6f19581e", "mask_svg": "<svg viewBox=\"0 0 264 264\" xmlns=\"http://www.w3.org/2000/svg\"><path fill=\"white\" fill-rule=\"evenodd\" d=\"M0 1H1V0H0ZM3 1H4V2H3V4H4V3H6V1H8V0H3ZM10 1H12V0H9V1H8V5H7V3H6V6L0 5V39H2V40H7V39H10V40H11V39L13 38V35L15 34V32L12 31V30H13V27H15V22H16V20H17L20 16H26V15H25L26 13H27V15H30L32 12L35 13V10H36V6H35L34 11H33V8H31V6H27V4H26V5L24 4V1H25V0H24L23 2H21V0H18V1H17L18 3L16 2L17 4L21 3V7H22V4H24V7H25V6H26V7H25L24 10H23V7H22V10H23V11H21V9L18 10V7H17V11H18V12H14V9H16L15 7L18 6V5H17V4L14 5V9H13V8L11 7V6H13V4L9 7V5H10L9 2H10ZM15 1H16V0H15ZM40 1H41V4H39L40 6L38 5V7H41L42 9H41V10H37V11H38V12H39V11L41 12V17H42V18H43V17L46 18L44 21H46V22H48V23H51V21L53 20V19L51 20L52 15H53L55 12H53V13L51 14V11L49 10V8H47V7H48V3H49L50 0H40ZM68 1H69V0H68ZM92 1H93V0H92ZM95 1H96V0H95ZM95 1H93V2H91V0H90V1H88V0H70V1H69V3L67 4V8L73 10V12L76 14L73 18H71V19L69 20V23L72 25V26L70 27L71 30L73 29V27H74L75 25H78V28H80V30H81V28H85V27H87V24H88V10H89V8L87 7V6H88V2H91V4L93 5V4L95 3ZM103 1H104V0H103ZM109 1H110V0H109ZM109 1L107 0V2H109ZM117 1H118V0H117ZM120 1H121V0H120ZM131 1H132V0H131ZM139 1H140V0H139ZM139 1H136V0H135L134 2H133V1H132V2H130V1L127 2V1H126V2L129 3V4H130V3H131V4H133V3H134V4H135V3L137 4V2L139 3ZM212 1H213V0H212ZM13 2H14V1H13ZM34 2H37V1H34ZM38 2H39V1H38ZM38 2H37V3H38ZM46 2H48V3H46ZM74 2H77V3L74 4ZM78 2H79V3H78ZM97 2L100 3L99 1H97ZM111 2H112V0H111ZM113 2H114V0H113ZM115 2H116V0H115ZM118 2H119V1H118ZM118 2H117V3H118ZM121 2H122V1H121ZM123 2H124V0H123ZM126 2L123 3L121 6L123 7L124 5H126V4H127ZM143 2H144V1H143ZM143 2H140V4L143 3ZM217 2H218V0H217ZM223 2H224V0H223ZM1 3H2V2H1ZM14 3H15V2H14ZM28 3H29V1H28ZM54 3H57V4H56L57 6L59 5L58 2H54ZM54 3H53V4H54ZM102 3L104 4V2H102ZM102 3H100V4H102ZM117 3H115V4L117 5ZM156 3H157V2H156ZM79 4H82V5H79ZM91 4H90V5H91ZM110 4H112V3H110ZM119 4H120V3H118V6H120ZM134 4H133V7L135 6ZM218 4H219V3H218ZM4 5H5V4H4ZM35 5H36V4H35ZM56 5H55V7H57ZM75 5H76V6H75ZM137 5L139 6V4H137ZM7 6H8V8H9V12H8V9H6ZM19 6H20V4H19ZM32 6H33V5H32ZM59 6H60V5H59ZM93 6H94L93 8H96V7H98L99 5H96V4H95V5H93ZM95 6H96V7H95ZM100 6H101V9H105L104 11H106V13H108V12H107L108 10L106 9V7H108V4L105 5V6H103V5H100ZM102 6H103V8H102ZM114 6H115V5H114V3H113V9L115 10ZM118 6H115V7L119 8V10H120V7H121V6H120V7H118ZM129 6H130V5H128L127 8H129ZM148 6H149V5H148ZM166 6H167V5H166ZM221 6H222V5H221ZM21 7H19V8H21ZM28 7H30V8H28ZM49 7H50V4H49ZM55 7L53 8L54 11H55V9H56ZM89 7H90V6H89ZM122 7H121V9H122ZM130 7H132V6H130ZM46 8L48 9V11H46V10H47ZM59 8H60V7H59ZM98 8H100V7H98ZM98 8H97V9H98ZM117 8H116V9H117ZM124 8H125V6L123 7V9H124ZM156 8H157V7H156ZM10 9H13L12 12H11ZM26 9H27V10H28V9H31L32 12H31V10L26 11ZM37 9H38V8H37ZM43 9H44L45 11H43ZM51 9H52V8H51ZM108 9H109V11H110V6L108 7ZM113 9H112V10H113ZM194 9H195V8H194ZM56 10L58 11V8H57ZM60 10H61V9H60ZM99 10H100V9H99ZM218 10H219V8H218ZM42 11H43V12H42ZM89 11H90V10H89ZM101 11H102V10H101ZM101 11H99V13H101ZM104 11H103V13H104ZM140 11H141V9H140V10H137V9H136V10H133V11H129V12L127 13V15H128L129 17H130V16H131V17H135V16L141 14ZM47 12H48V13H47ZM76 12H77V13H76ZM214 12H215V11H214ZM29 13H30V14H29ZM34 13H32L31 16H32V15H35L36 18H37V15H38V14L36 15V14H34ZM44 13H45V14H44ZM49 13H50V14H49ZM59 13H61V12H59ZM95 13H96V12H95ZM106 13H105V14H106ZM109 13H110V12H109ZM144 13H145V12H144ZM219 13H220V12H219ZM216 14H217V13H216ZM42 15H44V16H42ZM55 15H57V12H56V14H54V16H55ZM122 15H126V12H125L124 14H122ZM217 15H218V14H217ZM31 16H28V17L31 18ZM38 16H39L38 18H40V14H39ZM110 16H111V15H110ZM32 17H33V16H32ZM92 17H93V16H92ZM106 17H107V15H106ZM115 17H116V16H115ZM191 17H192V16H191ZM136 18H137V17H136ZM150 18H151V17H150ZM34 19H35V17H34ZM63 19H66V17L63 18ZM63 19H61V20H63ZM130 19H132V18H130ZM146 19H147V18H146ZM36 20H37V19H36ZM41 20H42L41 22H43V19H41ZM149 20H150V19H149ZM151 20H152V19H151ZM193 20H194V19H193ZM208 20H209V19H208ZM32 21H33V19H32ZM32 21H31V22H32ZM34 21H35V20H34ZM34 21H33V22H34ZM63 21H64V20H63ZM147 21H148V20H147ZM33 22H32V23H33ZM38 22H39V21H38ZM35 23H36V21L34 22V24H35ZM66 23H67V22H66ZM131 23H132V22H131ZM135 23L138 24V22H134L133 24H135ZM147 23H148V22H147ZM147 23H146V24H147ZM149 23H151V22H149ZM184 23L186 24V22H184ZM224 23H225V22H224ZM123 24H124V23H123ZM123 24H122V25H123ZM127 24H128V23H127ZM127 24H126V25H127ZM19 25H20V24H19ZM21 25H23V24H21ZM147 25H149V24H147ZM147 25H145V26H146V29L144 28V30H147V29H148V26H147ZM150 25H151V24H150ZM150 25H149V26H150ZM40 26H41V25H40ZM106 26H108V25H106ZM110 26H112V24H111ZM145 26H144V27H145ZM183 26H184V25H182V28H186V27H187V26H185V27H183ZM196 26H197V25H196ZM90 27H91V26H90ZM102 27H103V26H102ZM138 27H139V26H138ZM180 27H181V26H180ZM28 28H29V27H28ZM133 28H135V27H132V29H133ZM159 28H161V27L159 26V27L157 28V30H158ZM195 28H196V27H195ZM129 29H130V28H129ZM132 29H130V30H131L130 32H132ZM136 29H137V28H135V30H136ZM139 29H140V27H139ZM110 30H111V29H110ZM110 30H109V31H110ZM114 30H115V28H114ZM117 30H118V29H117ZM137 30H138V29H137ZM140 30H141L142 33H143L142 28H141ZM140 30H139V31H140ZM185 30H186V29H185ZM197 30H198V28H197ZM197 30H196V31H197ZM115 31H116V30H115ZM115 31H114V32H115ZM126 31H128V29H127ZM133 31H134V29H133ZM17 32H18V31H17ZM110 32H112V30H111ZM123 32H125V31H123ZM130 32H129L127 35L131 34ZM135 32H137V31H135ZM135 32H134V33H135ZM145 32H146V31H145ZM180 32H182V31H180ZM183 32H184V31H183ZM192 32H193V31H192ZM54 33H55V32H54ZM67 33H68L69 37H67L68 35L66 34V32H62V33H61V34H66V35H67L66 37H65V35L62 36V35L60 34V32H57V34H60L59 36H58L57 34L54 35V36H57V39H58V37L62 36L63 38L65 37V38H66L67 40H69V41L75 40V39L77 38V40H75V42L72 41V42L74 43V47H75V45H76V48H73V46L71 45L72 42L70 43L69 41H67V40L65 39L67 42H66L65 44L62 42V43L64 44V46H66V44H67V45L70 44V47H68V48L65 47V48H67V50H66L67 53L63 52L64 50H60V48H58V46H56V47H57V49H58L60 52L57 51L55 45H54V48H55L56 51H53L54 48H53V49L51 48V50L54 52V53L51 52L52 55H50L49 53H46V56H47V54L49 55V56H48L49 58H48V57H47V59L44 58V59H45V61H44V62H45V63H44L45 65L43 66V69H44V70H43V71H44L43 74H44V75L46 74V75H45V78H44L43 75H42L43 77L41 76V77L43 78L42 81H43L44 84H43L42 82L40 83V81H41V79H42L41 77H40V81H39V83H35V84H37V85H38V84H41V85H38V86H40V87L42 88V90H41L40 88H37L38 93L41 92V93H39V94H43L42 91H44L45 93L48 92V93H46V95L48 94L47 97H45V98L43 99L44 102H45V99H46V102H45L46 104H45L44 106H42V108H41V106L38 107V108H37L36 106H35V107L32 106V107L36 108V109H34V111H33V109H32V111L34 112V116H35L34 119H35V120H34V123L31 122V125H30V126H32V123H33V126H32V128H30V130H27V132L29 131L28 133H26L24 130H22V129L25 128L24 125L22 124V122H17V121H18V118H21V116H18V115H21L20 112L24 111V109H25V107L22 108V106H21V105L23 104L22 101L25 100L24 97H25L27 94H29V93H33V92H34V87H33V89H32L33 92H31V90H29L31 86H28V87H27V86L25 85L28 89H27L25 86H23L24 81H26V82L28 81V80H24L25 76L27 75L28 72H31V71H30L29 69H27V68L24 66V64H23V63H26L25 61L28 62V59L26 60V59H25L26 56H24V54L26 55V53H27V51H25L26 53H24L25 48L23 49V52H22V54H21V55H22V58H23V61H22V58L19 59V56H20L19 51H17V52L19 53V54H18V57H17V55H16L17 60H19L20 62L22 61V64L20 65V66L22 67V68H20V70H21V73L19 72L20 75L18 74V76H16V77L13 76L14 78H12V77H10V76H11V72H14V71H11V72L9 73L10 75L7 74L8 77L11 78V79L9 80V79H6L7 77H3V78H4V81L2 80V82L0 83V106H1V105H2V106L4 105V107H5L4 111H6L5 113H4V111H2V114L0 115V188H2V187L6 188V187H8L9 185H11L12 183H14V182H16V181H17V182H20V181H19V177L16 178L15 180H12V181H9L8 179L5 180V181H3V180L6 179V177H7V173H8V172H11L12 170H13V171H15V170L17 171V169L19 168L18 166L23 162L22 159L27 158L28 160L31 161V160H32L31 157H33V156H31L32 153H36V152H37L35 155L38 154V159H37V161L34 160L35 162L33 161V162H34L33 164L28 165V166H26V167L23 168L22 173L24 172V174H27V173H34V172H37V171H38V172H39V171L43 172L44 169H47V170H45V171H48V169H49L50 167H49V168H47V167H48V166H52L53 163L55 164V163H56V160H57V158H56V159L54 160V161H55V162H54L52 158H55L56 156L59 155V159H58V160H60L61 157H62V155L65 154V156H64V160H65V159L67 160V158H65V157H66V153H67L70 149H71V151H72L73 154H72L71 152H68V153H67V155H68L67 157H68V158H69V156H70L71 154H72V156H73L75 153H77L78 151H80V150H76V149H74V148H76V147H80V146H82V145H85L86 142H91V141L93 142V140L90 141V139H92V137H95V136H93V135H94L93 133L90 134V135H91V138H89V139L87 138V139H86V137H88V135L86 136V134H87L88 131H89V130H88V127H89V126H86V125L88 124V102L91 103V102L94 101V99L96 98V99H95V103H94L95 106H97V105H99V104H102L103 102H106L105 104H107L108 101L112 100V96H111V98H110V97H107V96H109V95L112 94V93H113V94H114V93H118L117 90H114V89H117V84L114 83V85H113L112 82H111V80H107L106 82L102 81V82L98 83V81H100V80H97V81H96V79L98 78V74H99V73H98V71H95V70L93 71V68H94V69H95V68H98L97 65L100 66L101 64H102V65H101V68H104V67H102L103 64H104V66L106 65L105 68L108 70L110 67H107V64H110V63L107 62V58H106V56L108 57V56L111 54V55H110L111 58H110V56H109L110 59L108 58V61L112 59L111 62H113V64H114V63H115L114 61H117V59L119 58L120 54H122V52L119 53V52L121 51V50H120V49H121L120 46H122L121 44H119V43H121L119 40L123 41V39H119V40H117V42L119 41V43H117V45H118V44L120 45V46H117V47L119 48L120 51H119L118 48L116 47L117 50H116L115 52L119 53V54H117V53L114 52V50L116 49V48L114 49V45H113V44H110L111 46L109 45L110 40L108 39V37H106V39L104 38V39L106 40V42L104 41V39H103V41H102V38H101V37L103 36V34L101 35V33H99L100 35H98V32L96 33V34H97L98 36H100V38H101V39H99V38L97 37L96 40H97V41L101 40L103 43H105V45L108 44V46L106 45L107 47H104L105 45L103 44L104 46L102 45V48H103V49H102V48H101V45H100L102 42L99 41V44H98V42L96 41V42H97V45H99L98 48H97L96 50H94V49L96 48V45H95L94 48H92L94 43H91V38H93L94 34L91 35V36H90V35H88V36L86 35V36H87L86 38L89 37L88 39L90 40V42H89V44H88V42H86V41H89V40H88V39H85V37H84V39L86 40V41H84V39L82 38V37L84 36V34H83V35L80 34V35H81V36H80L79 33L72 32V31H71L70 33H69V32H67ZM73 33H76L77 36H78V35H79V36L77 37V36H75V34H73ZM132 33H133V32H132ZM138 33H140V32H138ZM138 33H135L134 35H132V37H133V36H134V37L132 38V40L130 39L131 43L134 42V41H138V40H135V39L140 38V36L142 35V34L140 33V36H138ZM178 33H179V32H178ZM195 33H196V32H195ZM198 33H199V32H198ZM198 33H197V34H198ZM70 34H71V35H74L75 38H74V39H71L72 36L70 37ZM123 34H124V33H123ZM191 34H193V33H191ZM262 34H263V33H262ZM34 35H35V33H34ZM104 35L107 36V34H105V33H104ZM109 35H110L109 38L111 39V38H112V35H111V34H109ZM115 35H116V34H115ZM263 35H264V34H263ZM23 36H24V35H23ZM25 36H26V35H25ZM54 36H53V33H52V37L55 39ZM74 36H73V37H74ZM95 36H96V35H95ZM95 36H94V38H93L94 40H95V38H96ZM118 36H119V35H118ZM121 36H122V35H121ZM125 36H126V32H125ZM129 36H130V35H129ZM135 36H137V38H135ZM187 36H189V35H187ZM40 37H41V36H40ZM79 37H80L81 40H79ZM171 37H172V36H171ZM185 37H186V36H185ZM194 37H195V36H194ZM202 37H203V36H202ZM42 38H43V35H42ZM53 38H52V40H53ZM69 38H70L71 40H70ZM116 38H117V37H116ZM123 38H124V39H128V36H126V38H125V37H123ZM130 38H131V37H130ZM134 38H135V39H134ZM196 38H200V37L197 36ZM24 39H25V38H24ZM37 39H39V41L41 40V38H37ZM43 39H44V38H43ZM98 39H99V40H98ZM107 39H108V40H107ZM171 39H172V38H171ZM15 40H16V39H15ZM20 40H22V39H20ZM20 40L17 39L16 41L20 42ZM59 40H60V38H59ZM78 40H79V41H78ZM82 40H83V42H82ZM112 40H116V39H114V37H113ZM7 41H8V40H7ZM50 41H51V40H50ZM61 41H62V39H61ZM63 41H64V40H63ZM76 41H77V42H76ZM107 41H108L109 43H107ZM188 41L190 42V40H188ZM192 41H193V40H192ZM201 41H202V40H201ZM256 41H258V40H256ZM259 41H260V40H259ZM4 42H5V41H4ZM4 42H3V43H4ZM26 42H27V41H26ZM55 42H56V40H55ZM55 42H54V43H55ZM93 42H95V41H93ZM96 42H95V43H96ZM112 42H113V41H112ZM112 42H111V43H112ZM128 42H129V41H127V43H128ZM166 42H167V41H166ZM185 42H186V41H185ZM189 42H188V45H191V44H189ZM1 43H2V42H1ZM3 43H2V44H3ZM14 43H15V42H14ZM14 43H13V44H14ZM20 43H21V42H20ZM24 43H25V42H24ZM27 43H28V42H27ZM58 43H59V42H58ZM73 43H72V44H73ZM75 43H76V44H75ZM81 43H82V44H81ZM83 43H84L85 45H84ZM90 43L92 44V46H91ZM129 43H130V42H129ZM131 43H130L129 45H131ZM171 43H172V41H171ZM199 43H200V42H199ZM261 43H262V42H260V45H261ZM263 43H264V42H263ZM15 44H16V43H15ZM17 44H18V43H17ZM22 44H23V43H22ZM38 44H39V43H38ZM55 44H56V43H55ZM87 44L90 45V48H91V49H89V46H88ZM114 44H115V42H114ZM123 44L125 45V43H123ZM132 44H133V43H132ZM169 44H170V42H169ZM193 44H194V43H193ZM3 45H4V44H3ZM8 45H9V43H8ZM36 45H37V44H36ZM48 45H49V43H48ZM82 45H83L84 47H83ZM112 45H113V47H112ZM129 45H127L126 48L129 49V47H128ZM133 45H134V44H133ZM167 45H168V44H167ZM171 45H172V44H171ZM185 45H187V43H185L184 46H185ZM188 45L185 46V47H187L185 52L188 53V52L190 51L191 54H193V55H191L190 52L188 53L189 55H188L187 53H185V52L183 53L184 48H185V47L182 48L183 46L181 47V48H182V52L180 53L181 48H179V49H180V50H179V53H180V54L183 53L182 55L185 54L183 57L179 54L180 57H182L183 59H184V57H185L184 60H181L180 58H179V59H180V60H179V59L177 58L179 61L182 62V64L185 62V64H183V66H184V65H186V66H190V64L192 65V64L198 63V61H201V60H200V59H202L201 57H203L202 55H201V56H198V55H200V53L198 52V54H196V58H197V59H196V58L194 57V56H195V55H194L195 53L192 52V51L195 52V50H198L199 45H198V47L194 48L195 50H192V51L188 49V47H189ZM19 46H20V45H19ZM50 46H51V45H50ZM59 46H60V45H59ZM61 46H62V45H61ZM71 46H72V48H73L74 50L71 48ZM87 46H88V47H87ZM115 46H116V45H115ZM145 46H146V45H145ZM191 46H192V45H191ZM208 46H209V45H208ZM2 47H3V46H1V49H2ZM7 47H8V46H7ZM10 47H12V45H11ZM15 47H16V46H15ZM17 47H18V46H17ZM22 47H23V45H21V48H22ZM47 47H49V46H47ZM52 47H53V46H52ZM62 47H63V46H62ZM77 47H78V48H77ZM79 47H80V48H79ZM81 47H83V48H81ZM99 47H100V49H99ZM166 47H167V46H166ZM166 47H164L165 49L163 48L165 51L167 50ZM172 47H173V46H171V48H172ZM206 47H207V46H206ZM206 47H205L204 49H206ZM257 47H258V45H257ZM3 48H4V47H3ZM8 48H9V47H8ZM31 48H32V47H31ZM31 48H30V49H31ZM49 48H50V47H49ZM123 48H124V47H123ZM167 48L170 49V46L167 47ZM200 48H201V46H200ZM200 48H199V50H200ZM1 49H0V50H1ZM4 49H5V48H4ZM4 49H3V50H4ZM12 49H13V48H12ZM14 49H15V48H14ZM16 49H17V48H16ZM30 49H28V47H27V50H28V51H29ZM47 49H48V48H47ZM63 49H64V48H63ZM68 49H69V50H68ZM71 49H72L73 51H72ZM88 49L90 50V51H89V52H90V57H91V56H92V57H95V56L98 57V56L100 55V51H101L102 54L100 55L101 57H100V56L98 57L99 60H98V58H95V61L98 60V62H99V63L97 62V65H96V62L94 61V58L91 57V58L93 59V61H92L91 58H89V56H88ZM163 49H161V50H163ZM172 49L175 51V48H174V47H173ZM207 49H208V48H207ZM207 49H206V50H207ZM19 50H21V49H19ZM44 50H46V47H45ZM70 50H71V52H70ZM91 50H93V52L96 51L95 53H97V54H95V53H91ZM98 50H99V55H98ZM124 50H125V49H123V55H124V52H125ZM126 50H127V49H126ZM130 50H131V49H130ZM159 50H160V49H159ZM187 50H189V51H187ZM199 50H198V51H199ZM208 50H209V49H208ZM256 50H258V48H256ZM6 51H7V49H6ZM8 51L12 53V50H11V51L8 50ZM8 51H7V53H9ZM15 51H16V50H15ZM15 51H13V52H14V55H13L14 58H15V54L17 53V52L15 53ZM21 51H22V50H21ZM40 51H41V50H40ZM40 51H38V52H40ZM48 51H49V49L47 50V52H48ZM118 51H119V52H118ZM127 51H129V50H127ZM127 51H126V52H127ZM142 51H143V50H142ZM165 51H163V52H164L165 54H167V52H165ZM177 51H178V50H177ZM201 51H203V47L201 48ZM29 52H30V51H29ZM29 52H28V54H29ZM43 52H45V51H43ZM43 52H42V54H43ZM49 52H50V51H49ZM69 52H70V53H69ZM134 52H135V51H134ZM154 52H155V51H154ZM169 52H170V51H169ZM175 52H176V51H175ZM175 52H174V53H175ZM257 52H258V51H257ZM4 53H6V52L4 51ZM7 53H6V55H5V56L8 57V59L5 57V59L7 60L6 62H7V63L10 62V64H11V65H8L7 67H9L8 69H12L11 66L14 67L15 64H16L15 62H16L17 60H16V58H15V59L13 58L12 60H13V62H14V60H15V62H14V63H11V61H12V60H11L12 56H10L11 53H9V54H7ZM108 53H109V54H108ZM112 53H113V54H116L117 56L115 57ZM171 53L173 54V57H175V56H174L175 54H176V55L178 54V52L174 54V53L172 52V50H171ZM201 53H202V52H201ZM261 53H262V52H261ZM36 54H37V53H36ZM42 54H40V55H42ZM92 54H93L94 56H93ZM106 54H107V55H106ZM152 54H153V53H152ZM161 54H163V53H161ZM205 54H206V53H205ZM207 54H208V53H207ZM207 54H206V56H207ZM259 54H260V53H259ZM1 55H2V54H1ZM118 55H119V56H118ZM138 55L141 56V57H144V56L146 55V53H143V52H141V51L139 52V54H133V53H132V54H131L132 57L130 58V62L133 63L134 60L136 61V58L138 57ZM157 55H158V54H157ZM169 55H170V54H169ZM187 55H188V56H187ZM203 55H204V54H203ZM23 56H24V57H23ZM27 56H28V55H27ZM32 56H33V55H32ZM102 56H103V57H102ZM112 56H113V58H112ZM158 56H159V55H158ZM166 56H168V55H166ZM186 56H187L188 58L191 57V58H189V60H192V59H193L192 56H193L195 60L193 59L194 61L192 60V63H191L190 61H188V59L186 58ZM9 57H10V58H9ZM28 57H29V56H28ZM28 57H27V58H28ZM30 57H31V56H30ZM39 57H41V56H39ZM170 57H171V56H169L168 60L170 59ZM173 57L171 58L172 61H173ZM176 57H178V55H177ZM222 57H223V56H222ZM0 58H1V57H0ZM3 58H4V57H3ZM41 58H42V57H41ZM88 58H89V59H88ZM104 58H106V61H103ZM116 58H117V59H116ZM166 58H167V57L163 56L162 60H159V62H160V61H163V63H164V60L167 61ZM205 58H206V57H205ZM208 58H209V61H207V64H208V62H210V59H211L209 56H208ZM9 59H10L11 61H8ZM24 59H25V60H24ZM96 59H97V60H96ZM114 59H115V60H114ZM163 59H164V60H163ZM171 59H170V61H171ZM174 59H175V58H174ZM177 59H176V60H177ZM0 60H1V59H0ZM2 60L4 61V59H2ZM35 60H36V59L34 58V62H35ZM37 60H39V59H37ZM90 60H91V61H90ZM113 60H114V61H113ZM155 60H156V59H155ZM176 60H174V61L176 62ZM186 60H187V61H186ZM196 60H197V61H196ZM31 61H32V60H31ZM42 61H43V60H42ZM0 62H1V61H0ZM88 62H89V63H88ZM93 62H95L94 65H91V63L93 64ZM104 62H105V63H104ZM152 62H153V61H152ZM159 62L156 61V65H157ZM202 62H204L203 59H202L201 63H202ZM17 63H18V62H17ZM41 63H42V62H41ZM41 63H40V64H41ZM106 63H107V64H106ZM163 63H160L161 65H159V66L161 67V68H159V69H161V72H163V71L165 72L166 70H168V69H166V70L163 69V65H164ZM166 63H167V62H166ZM166 63H165V66H166V67L164 66V68H167V67L169 68L170 66L172 67V64H173V63L171 64V63H169V61H168L169 66H168V64H166ZM178 63H180V62H178ZM178 63H177V67L179 66V67L181 68V67H182V66L180 65L181 63H180V64H178ZM186 63H188V64H186ZM189 63H190V64H189ZM210 63H211V62H210ZM210 63H209V64H210ZM5 64H6V63H5ZM18 64H19V63H18ZM113 64H111V65L113 66ZM153 64H154V63H153ZM162 64H163V65H162ZM199 64H200V63H199ZM202 64H203V63H202ZM202 64H201V65H202ZM204 64H205V62H204ZM213 64H214V63H213ZM6 65H7V64H6ZM22 65H23V66H22ZM25 65H26V64H25ZM27 65H28V64H27ZM27 65H26V66H27ZM32 65H33V63H32ZM32 65H31V66H32ZM89 65L94 66V67H91V68H90ZM154 65H155V64H154ZM156 65H155V67H154V71H155V72L157 71V69L155 70ZM210 65H211V64H210ZM0 66H2V65H0ZM33 66H34V65H33ZM36 66H37V65L35 64V67H36ZM39 66H40V65H39ZM41 66H42V65H41ZM41 66H40V68H41ZM112 66H111V67H112ZM147 66H148V68L150 69V73L153 72V71H151V68L153 69V65L151 64V67H150L149 64H148V65L146 64V67H147ZM174 66L176 67V63H175V65H173V67H174ZM186 66H184V67H186ZM194 66L196 67V64H195ZM194 66H193V69H194ZM198 66H200V65H198ZM198 66L196 67V68H197L196 71L199 69ZM202 66H204V65H202ZM207 66H208V65H207ZM3 67H4V64H3ZM10 67H11V68H10ZM18 67H19V66H18ZM18 67H17V68H18ZM28 67H30V66H28ZM88 67H89L91 70H89ZM146 67H144V68H146ZM171 67H170V68H171ZM184 67H182V68H184ZM212 67H213V66H212ZM212 67H209V69H211ZM216 67H217V66H216ZM148 68L145 69V70L143 69V70H142V73H143V74L145 73V75H146V74L148 73V71H149ZM182 68H181V71H182L181 74H182V75H184V74L186 75V73H183V72H188V70H189V71H192V70H190L191 68H189V69L187 68V69H188V70L186 69L187 71H186V70L183 71ZM200 68H201V67H200ZM26 69L29 70V71H27V73H26ZM32 69H33V68H32ZM34 69H35V68H34ZM36 69H37V68H36ZM36 69H35V70H36ZM124 69H125V68H124ZM175 69H176V68H175ZM177 69L179 70V68H177ZM201 69H202V68H201ZM201 69H199V70H201ZM262 69H263V68H262ZM1 70H2V69H1ZM14 70H15V69H14ZM37 70L39 71V67H38ZM40 70L42 71V68H41ZM88 70H89V72H88ZM96 70H97V69H96ZM98 70H99V71H103L104 74L106 73V72H104L105 69L101 70V69L98 68ZM107 70H105V71H107ZM146 70H148V71L146 72ZM169 70H170V69H169ZM169 70H168V71H169ZM207 70H208V69H207ZM6 71L9 72L8 70H6ZM6 71H5V72H6ZM16 71H17V69H16ZM22 71H23V72H22ZM108 71H109V70H108ZM126 71H127V70H126ZM126 71H125V72H126ZM143 71H145V72H143ZM170 71H171V70H170ZM173 71H174V70H173ZM203 71H204V70H203ZM211 71H212V70H211ZM32 72H33V70H32ZM95 72H97V75H96L97 77L94 75ZM155 72H154V73H155ZM157 72H158V71H157ZM164 72H163V73H164ZM177 72H178V71H176V73H177ZM16 73H17V72H16ZM38 73H39V72H38ZM88 73H89V74H88ZM91 73H93L94 77H91V76H92ZM103 73H102V74H99V78H100V76H103ZM150 73H148V74H150ZM168 73H169V72H168ZM170 73H171V72H170ZM170 73H169V74H170ZM201 73H202V72H201ZM201 73H199V74H201ZM206 73H207V72H206ZM206 73H205V74H206ZM0 74H1V72H0ZM12 74H13V73H12ZM33 74H36V72L33 73ZM33 74H32V75H33ZM41 74H42V72H41ZM143 74H142V75H143ZM152 74H153V73L150 74V76H152V80H153V79L156 80V79H155L156 77H157V78H158V77L160 78V80H158V79H159V78H158L156 82L158 83L157 85H159V86L161 87V89H160L159 86H158L159 88L157 87V85L155 84L156 82L154 83V80L152 81V83L155 84V85H154L153 87H150L149 85L152 86V84H149V83L151 82V81H150V76L147 78L148 75H146V77H145V76H144V77L147 78L146 81H147V82L149 81V82L147 83V82L143 79V80H144V82H143L144 84H141L140 86H138V85L141 83V81H143V80H141L143 76H142V77L140 76L141 79L138 80V82L136 81V86H138V87L136 88V86H135V87L133 88V89H134V93H137L136 96H139V97L142 98V95L145 93L144 91H146L147 89H145V90L143 91V89H144L143 87H144V86H143V87H141V86H142V85H145V88H148V91L145 93V94H147L146 96L149 97L148 94H150V96H151V97H149V99H150V98H151V99L153 98V97H152L153 93H154V95H153V96H154V100H156L155 98L158 99V97H156V96H159L158 94L160 93V95L163 94L162 96L164 97V101L167 102V105L170 104L171 99H167V97H169L172 93H170L169 96H165L166 94H164V93H165L166 91H165V89H164L165 92L163 91L162 94H161V91H160V90L163 89V88H162L163 86H161L162 83L159 84L160 81H163V80H161V75H159V73H157L158 76H155V75H157L156 73H155V75H154V74L152 75ZM165 74H167V73L165 72L164 74H162V76L165 75ZM174 74H175V72H173V76H171V75H172V74H171L170 76H167V77H169V78L171 77V78H172V77H174ZM178 74H180V72H178ZM189 74H190V75L187 74V77L189 76L188 78H185V77H186L185 75H184L185 77L182 76V77H183V80L186 79V81H183V80H182V77H181V80H180L179 77H178V79H177V80H179V81H183V83H186V82H188V81H189V82L192 81V82H190V87H191L190 89H191V90H188V91H187V89H189V88H186V86H185L186 84H185V85H182V82H180V83L178 82V83L180 84L181 87H182V86H183V87L185 86L184 88L182 87L183 89L181 88L182 90L185 89V91H187V93H183L184 95H187V94H189V93L191 94L192 91H195V90L192 89L193 86H194V85H192V84H195V83H196L194 77H197V76L199 75L198 72H197L198 75H196L195 72H191V73L189 72ZM191 74H192V76H191ZM203 74H204V73H203ZM207 74H208V73H207ZM212 74H213V73H212ZM216 74H217V73H216ZM260 74H261V73H260ZM7 75H5V76H7ZM13 75H14V74H13ZM29 75H31V74H29ZM32 75H31V76H32ZM88 75H89V76H88ZM90 75H91V76H90ZM194 75H195V76H194ZM201 75H202V74H201ZM31 76H30V77H31ZM39 76H40V75H39ZM39 76H38V78H39ZM59 76H60V78H59ZM154 76H155V78H153ZM190 76L194 78L193 80H194L195 82H193V80H187V79L190 78ZM203 76H204V75H203ZM203 76H202V77H203ZM210 76H211V74H210ZM214 76H215V75H213V77H214ZM254 76H255V75H254ZM27 77H29V76H27ZM35 77H36V76H35ZM87 77H88V78H87ZM140 77H139V78H140ZM144 77H143V78H144ZM202 77H201V79L198 77V79H200V80L203 82L204 80H206V77H203V78H202ZM207 77H209V76H207ZM219 77H220V76H219ZM32 78H34V77H32ZM36 78H37V77H36ZM85 78L88 79V80L90 79L91 81L89 82V81L86 80ZM92 78H95V80L92 79ZM101 78H102V77H101ZM165 78H166V75H165ZM175 78H177V77H175ZM5 79H6V80H5ZM12 79H14V80H12ZM30 79H31V78H30ZM44 79H45V81H44ZM47 79H48V81H47ZM172 79H173V78H172ZM198 79H196V80L198 81ZM202 79H203V80H202ZM216 79H218V78H216ZM31 80H32V79H31ZM166 80H167V78H166ZM168 80H169V79H168ZM173 80H174V79H173ZM177 80H176V81H177ZM214 80H215V79H214ZM241 80H242V79H241ZM262 80H263V79H262ZM0 81H1V80H0ZM32 81H33V80H32ZM46 81H47V82H46ZM56 81L58 82L57 85H55V82H56ZM132 81H134V82H132ZM158 81H159V82H158ZM171 81H172V80H170V82H171ZM242 81H243V80H242ZM28 82H29V81H28ZM28 82H27V83H28ZM33 82H34V81H33ZM88 82H89V83H88ZM139 82H140V83H139ZM145 82L147 83V85L145 84ZM164 82H165V81H164ZM204 82H206V81H204ZM219 82H220V81H219ZM219 82H218V83H219ZM249 82H250V81H249ZM255 82H256V81H255ZM31 83H32V82H31ZM46 83H47V84H46ZM53 83H54L55 87L58 86V87L56 88L57 90H56V89L53 90V86H54ZM131 83L135 84V80H134V78H133L132 80L130 79V83H129V85H131ZM165 83H166V82H165ZM172 83H173V82H172ZM172 83H171V85H172ZM198 83H200V81H199ZM215 83H216V81H215ZM244 83H246V82L244 81ZM256 83H257V82H256ZM8 84H9V85H8ZM29 84H30V83H29ZM29 84H28V85H29ZM33 84H34V83H33ZM33 84H31V85H33ZM104 84L106 85L105 89L102 90V91L98 90V88H99L100 86H103ZM166 84L168 85V83H166ZM196 84H197V83H196ZM263 84H264V82H263ZM37 85H35V86H37ZM174 85H176L175 82H174L173 85H172L173 87H171L170 84L168 85V87L170 86V88H175L176 86H174ZM191 85H192V86H191ZM249 85H250V84H249ZM260 85H261V84H260ZM38 86H37V87H38ZM112 86H113V89H112ZM132 86H134V85H132ZM146 86H149V87H146ZM155 86H156L158 89H160V90L157 91L156 88H155ZM164 86H165V85H164ZM177 86H178V84H177ZM195 86H196V88H198V87H197L198 85H195ZM199 86H200V85H199ZM206 86H207V85H206ZM217 86H218V85H217ZM219 86H220V85H219ZM219 86H218V87H219ZM251 86H252V85H251ZM165 87L167 88V86H165ZM165 87H164V88H165ZM187 87H189V85H187ZM35 88H36V87H35ZM135 88H136V89H135ZM140 88L142 89L141 92L138 93L137 91H135V90H138V91H139ZM149 88H150V89H149ZM170 88H169V90H170ZM208 88H209V87H208ZM213 88H214V87H213ZM248 88L250 89V87H248ZM248 88H247V89H248ZM256 88H257V87H256ZM102 89H103V88H102ZM125 89H126V88H125ZM133 89H132V91H130L131 93L133 92ZM181 89H180V87H179V90H178V88L174 89V90H176V93H177V90L179 91L178 93H179L180 97H181V94H180ZM194 89H195V88H194ZM51 90H52V91H51ZM127 90H128V89H127ZM149 90H154L156 93H155L154 91H153V92L150 91V92L152 93V95H151V93L149 92ZM206 90H207V88H206ZM212 90H213V89H212ZM212 90H211V91H212ZM27 91H29V93H27ZM123 91H124V90H123ZM170 91H171V90H170ZM172 91H173V90H172ZM196 91H197V90H196ZM199 91H200V89H199ZM202 91H203V90H202ZM209 91H210V90H209ZM256 91H257V90H256ZM53 92H54V93H53ZM130 92H129V93H130ZM142 92H144V93L142 94ZM173 92H174V91H173ZM181 92H182V91H181ZM183 92H184V91H183ZM188 92H189V93H188ZM213 92H214V91H213ZM252 92H253V91H252ZM36 93H37V92H36ZM45 93H44V94H45ZM49 93H52V94H49ZM140 93H141V94H140ZM157 93H158V94H157ZM174 93H175V92H174ZM178 93H177V95H178ZM196 93H197V92H196ZM34 94H35V93H34ZM89 94H90V95H89ZM95 94H96V95H95ZM155 94H156V95H155ZM168 94H169V93H168ZM190 94H189V95H190ZM194 94H195V93H194ZM205 94H207V93L204 92V95H203V96H205ZM212 94H213V93H212ZM29 95H30V94H29ZM31 95H32V94H31ZM49 95H50V97H49ZM94 95H95L96 97H95V98H92V100H91L90 97H93ZM130 95H131V94H130ZM173 95L175 96V94H173ZM173 95H171L173 98L170 96L172 99H174V98L177 96V95H176V96L174 97ZM184 95H183V96H184ZM209 95H211V93L208 94V97H209ZM37 96H38V95H37ZM41 96H42V95H39L38 99H39ZM89 96H90V97H89ZM127 96H128V98H129L128 100H130V101H131L132 99H135V101H131V104H130L129 101H128L129 103L126 101V104H128V107H129V109L133 112V114H134V112L137 111V110L139 111V113H140V111H141L140 115H139V114H137V115H139L138 117L142 118V117H141L142 114H144V113H145V114H148L149 110L152 108V112L150 111V112L152 113V114L150 113L151 116H154V113H155V116L157 117V116H158L157 114H159V113L163 110L164 113L161 112V113H160L161 115L159 114L160 118H162V119H161V123H160V121H159V124H160V125H163V126L166 125L165 122H164V121H167V120H166L167 117L165 116V113H167V110L164 109L165 106H166L165 102L162 101L163 103H162V102H161V103H160V102L158 103V101H160V100H158L157 102H154V103L152 102L153 105H151V104H149L150 100L147 99V97H145V100L148 101V102H147V105H145L146 102L144 103V102H143V99L141 100V98H140V101H139V100H138V99H139L138 97H137V100H138V101H137L136 98H135V95L133 96V93H132L131 96H129V94H128ZM127 96H126V97H127ZM143 96H144V95H143ZM187 96H188V95H187ZM198 96H199V95H198ZM206 96H207V95H206ZM21 97H22V98H21ZM33 97H34V95H33ZM163 97H159V99L163 100ZM165 97H166V99H165ZM170 97H169V98H170ZM178 97H179V96H178ZM227 97H228V96H227ZM25 98L28 99L27 96H26ZM29 98H30V96H29ZM31 98H32V97H31ZM31 98H30L29 100H31ZM114 98L117 100V96H115ZM114 98H113V99H114ZM176 98H177V97H176ZM184 98H185V96H184ZM198 98H199V97H198ZM219 98H220V97H219ZM34 99H36V96H35ZM41 99H42V97H41ZM125 99H126V98H125ZM182 99H183V97H182ZM196 99H197V98H196ZM201 99H202V98H201ZM32 100H33V99H32ZM126 100H127V99H126ZM152 100H153V99H152ZM154 100H153V101H154ZM167 100H170V101L168 102ZM199 100H200V99H199ZM199 100H198V101L196 100V101H197L196 103H198ZM25 101H26V100H25ZM35 101H36V100H35ZM38 101H39V100H38ZM38 101H36V102H38ZM113 101H114V100H113ZM141 101H142V103H144V106L147 107L148 104H149V107H150V106H153V107H150L149 110H148V108H147V109H146V112H147V113H146L145 110H144V109H145L144 106H142V107H141V106H140V107L137 106L138 109L136 110L137 107L134 106V105H136L137 103H135V102H138V104H139V103H141ZM172 101L174 102V104H180V102H181V101H179V100H178V103H177V100H172ZM172 101H171V103H172ZM212 101H213V100H212ZM41 102H42V101H41ZM41 102H40V103H41ZM115 102H116V101H115ZM133 102H134V105H132ZM182 102H183V101H182ZM185 102H186V101H185ZM200 102H201V100H200ZM203 102H205V101H203ZM218 102H219V101H218ZM21 103H22V104H21ZM34 103H35V102H34ZM42 103H43V102H42ZM42 103H41L40 105H42ZM190 103H192V102H190ZM230 103H231V102H230ZM24 104H25V102H24ZM32 104H33V103H32ZM105 104H104V105H105ZM113 104H114V102H113ZM113 104H112V105H113ZM119 104L122 105V104H121V101H120ZM129 104H130V106H129ZM138 104H137V105H138ZM163 104H164L165 106H164ZM182 104H183V103H182ZM182 104H180V105H182ZM184 104H185V103H184ZM184 104H183V106H184ZM193 104H194V103H192V104H190V105H193ZM231 104H232V103H231ZM29 105H30V104H29ZM36 105H37V104H36ZM104 105H103V106H104ZM107 105H108V104H107ZM107 105H105V106H106V108H108V110H107L106 108H104V109L101 108L102 111H100V110L97 111L98 113H99V111H100V113H101V115H100V113H99V114L97 113V115H96V116L99 115V116H98V118L100 117L99 121H97L98 119H97V117L95 116L96 121L92 120V123L90 122L91 124H89L90 126H92V125H93V122H94V124H95L96 122H100V124L97 123V126H96L95 128L92 127V128L94 129V133H95L96 128H97V129H98L97 131H99L100 134L97 132L95 135L98 136V139L95 140L93 143L91 142V143H92V144H91L92 147L90 146V148H91V150H92L91 153H89V152H90V149H89V145H88V143H86V145H85V146L88 148L87 151L89 150L88 153H89L90 155L95 153L94 155L96 156V159L98 158L99 155L102 154V151L106 150V149H104L105 146L102 147V145H103L102 143H104L105 140H109V139H110V138H109V134L113 135V133H111L112 131H114V134H115L116 132H118V131L115 132V130L117 129V127H114L113 130L111 129V128H112L111 126H115V123H112L111 121H112L113 119H114V122L117 121V120H116L117 118H116V116H115V115H116V114H115L116 112L113 113V112H112L113 109H112V110H111V108L109 109L110 106L108 105V107H107ZM131 105H132V107L134 106V108H135L134 111H133L134 108H132ZM170 105H172V104H170ZM186 105H187V104H186ZM195 105H196V104H195ZM202 105H203V104H202ZM202 105L198 106V108H199V107L202 108ZM37 106H39V105H37ZM63 106H64V107H63ZM101 106H102V105H101ZM177 106H179V105H177ZM187 106H188V105H187ZM216 106H217V105H216ZM218 106H219V105H218ZM218 106H217V107H218ZM221 106H222V105H221ZM4 107H2V109H3ZM27 107H28V105H27ZM27 107H26V108H27ZM168 107H170V106L168 105ZM173 107L175 108L176 105H174ZM173 107H170L171 111L174 109ZM179 107H180V106H179ZM29 108H30V106H29ZM43 108H46V110H47L48 108H50V109H48L49 112H48V111L45 112V110H44ZM113 108H114V106H113ZM143 108H144V109H143ZM172 108H173V109H172ZM189 108H190V107H189ZM201 108H199V110L202 111ZM233 108H234V107H233ZM21 109H22V110H21ZM42 109H43L44 111H42ZM105 109H106L107 111H106ZM123 109H124V108H123ZM129 109H128V112L131 113ZM141 109H142V110H141ZM167 109H169V108H167ZM203 109H205V108H203ZM243 109H244V108H243ZM263 109H264V108H263ZM30 110H31V108H30ZM30 110H29V111H30ZM95 110H96V109L91 110L90 112H93V111H95ZM103 110H105V112H103ZM147 110H148V111H147ZM175 110H176V109H175ZM187 110H188V109H187ZM194 110H195V109H194ZM196 110H197V109H196ZM196 110H195V111H196ZM25 111H26V110H25ZM114 111H115V110H114ZM165 111H166V112H165ZM168 111H169V110H168ZM171 111H169V113H170ZM203 111H204V110H203ZM217 111H218V110H217ZM221 111H222V110H221ZM27 112H28V111H27ZM102 112H103V115H102ZM109 112H110V114H111V113L114 114V115H112L113 119H112L111 121L109 120V118L111 119L112 117H109V118L107 117V114L109 115ZM117 112H118V111H117ZM142 112H143V113H142ZM157 112H158V113H157ZM180 112H181V111H180ZM180 112H179V113H180ZM206 112H207V111H206ZM226 112H227V111H226ZM44 113H48V115H49L50 117H52L51 115H55L56 118H57V121H58V120H61V121H58V123H59V125H61V126L63 127V129H61L59 132H57V134L55 135V137H54V139H53V142H52L51 144H49V145H45V143L48 141L49 138L47 139V141H45V143H44V140H45L48 136L50 137L51 134L48 135L46 138H45V136H44L45 139L43 138V143H44L43 145L41 144V143H42V140L40 141L41 138H39V135L42 134V132L40 133V131H41L40 128H41L42 126H43L42 131H45V133H47V132L49 131L47 128H48L49 126L51 127V125L49 124L48 126H46V125L49 123V122L47 121V122H46V125H45L47 128L44 126V123H41L42 126L39 128V126L37 125V124H39V123H38V122L35 123L36 120L44 119V118H41V117H43V116H44L45 118H48V116L46 117ZM49 113H50V114H49ZM52 113H53V114H52ZM156 113H157V114H156ZM197 113H198V111H197ZM199 113H200V112H199ZM209 113H210V112H209ZM244 113H245V112H244ZM17 114H18V115H17ZM24 114H26V112H23L22 115L24 116ZM27 114H28V113H27ZM131 114H132V113H131ZM145 114H144V115H145ZM150 114H149V115H150ZM189 114H190V113H189ZM192 114H193V113H192ZM203 114H204V113H203ZM241 114H242V112H241ZM32 115H33V114H32ZM39 115H41V117H40L41 119L38 118ZM46 115H47V114H46ZM104 115H105L106 117H105ZM123 115H124V114H123ZM129 115H130V114H129ZM144 115H143V116H144ZM162 115L164 116V118H166L165 120L163 119V116H162ZM185 115H186V114H185ZM199 115H201V114H199ZM7 116H11V117H10L11 119H12V117L14 116V120H17V121H14V122H13V121L10 119V120L13 122L12 124H13V125L15 124V125H14L15 127H13V125L11 124V121H9V120L7 119ZM55 116H54V117H55ZM102 116H103V117H102ZM110 116H111V115H110ZM130 116H131V120H130V118H129ZM130 116L127 117V118H129L130 123L132 124V123L134 122V124H136L137 126H139V127H137V126L134 125L135 129H136V127L140 129V128H141V127H140V125H141L140 123H142V122H140V120H141V121H143L142 119L145 120V118H146L147 115H145L142 119L139 118L140 120L138 119V117H135V114H134V116H132V115H130ZM151 116H147V117H150V119L155 117V116H154V117H151ZM195 116H196V115H195ZM219 116H221V115H219ZM226 116H227V115H226ZM243 116H244V115H243ZM15 117H16V119H15ZM17 117H18V118H17ZM25 117H26V116H25ZM50 117H49V118H50ZM101 117L104 119L103 121H102V118H101ZM104 117L107 118L109 121H108L107 119H105ZM121 117H122V115H121ZM132 117H133V118L135 117L134 120H137V121H133V118H132ZM169 117H170V116H169ZM183 117H184V116H183ZM187 117H188V115H187ZM204 117H205V116H204ZM222 117H224V116H222ZM228 117H229V116H228ZM244 117H245V116H244ZM244 117H242V118H244ZM8 118H9V117H8ZM136 118H137V119H136ZM173 118H174V117H173ZM176 118H177V117H176ZM185 118H186V117H185ZM207 118H208V117H207ZM220 118H221V117H220ZM26 119H27V118H26ZM124 119H125V118H124ZM150 119L147 118V120H149V122L151 121V123H152V119H151V120H150ZM155 119H156V118H155ZM157 119H159V118H157ZM183 119H184V118H183ZM222 119H223V118H222ZM228 119H229V118H228ZM21 120H22V119H21ZM23 120H25V118H23ZM100 120H101V121H100ZM105 120H107L106 123H105ZM138 120H139V121H138ZM159 120H160V119H159ZM162 120H163V121H162ZM171 120L174 121V119H171ZM171 120H170V121H171ZM181 120H182V119H181ZM195 120H197V119H195ZM209 120H210V119H209ZM209 120H207V121H209ZM212 120H213V118H212ZM230 120H231V119H230ZM19 121H20V120H19ZM25 121H26V120H25ZM31 121H32V119H31ZM54 121H55V120H54ZM84 121H85V122H84ZM131 121H132V122H131ZM145 121H146V120H145ZM170 121H168V124H169ZM176 121H177V120H176ZM185 121H186V120H185ZM210 121H211V120H210ZM223 121H225V120H223ZM223 121H221V122H223ZM243 121H244V120H243ZM50 122L53 123V120L50 121ZM102 122H103V124H110V125H108V126H110V129H111L112 131L109 130V128H108L107 125H105V126L107 127V131H108L107 133H109L107 137H103L104 135L106 136V133H105V130H104L106 127L103 126V128H104V129H103V130H104V133H103V132H102L103 130H102L101 127H100V125H102ZM110 122H111L112 124H111ZM117 122H119V121H117ZM122 122H123V121H122ZM125 122H126V121H125ZM128 122H129V121H128ZM146 122H148V121H146ZM153 122L155 123L154 120H153ZM191 122H192V121H191ZM196 122H197V121H196ZM200 122H201V121H200ZM228 122H229V121H228ZM231 122H232V121H231ZM18 123H19V124H18ZM26 123H27V122H26ZM28 123H29V122H28ZM58 123H57V125H58ZM126 123H127V122H126ZM137 123H138L139 125H138ZM163 123H164V124H163ZM166 123H167V122H166ZM202 123H203V122H202ZM54 124H55V122H54ZM98 124H99V125H98ZM131 124H130V126L133 127V125H131ZM144 124L146 125V123H142V125H141L142 128H143V126H144V128L147 129L148 123H147L146 126H145ZM152 124H153V123H152ZM152 124H151V127L149 126L150 129L153 127ZM159 124L157 123V120H156V123H155V125H157V128H156V129H157V130L159 129V130L157 131V132H158L157 136L160 134V132L162 133V132L164 131L162 134H160V135L163 137V134H165V132H167V131H165V129H166L165 127H164V130H163V128L160 126V127L162 128V129H160V127H158ZM259 124H260V123H259ZM17 125H18V126H17ZM20 125H21V126H20ZM22 125H23V126H22ZM26 125H28V124H26ZM52 125H53V124H52ZM55 125H56V124H55ZM57 125H56V126H57ZM75 125H76V127H74ZM95 125H96V124H95ZM116 125H117V124H116ZM122 125H123V124H122ZM122 125H120V127H121ZM124 125L126 126V124H124ZM124 125H123V126H124ZM127 125H128V124H127ZM149 125H150V123H149ZM182 125H183V124H182ZM189 125L191 126V124H189ZM195 125H196V124H195ZM197 125H198V124H197ZM217 125H219V123H218ZM221 125H222V124H221ZM225 125H226V123H225ZM243 125H244V124H243ZM245 125H246V124H245ZM93 126H94V125H93ZM166 126H167V125H166ZM168 126H169V125H168ZM171 126H173V124H172ZM184 126H185V125H184ZM214 126H215V125H214ZM16 127H17V129H16ZM18 127H21V128L24 127V128H22V129L20 128V129H19ZM27 127H29V126H27ZM27 127H26V129H27ZM50 127H49V128H50ZM53 127H54V125H53ZM126 127H127V126H126ZM126 127H124V130L127 131V128H126ZM131 127H129V125H128V128H131ZM186 127H187V126H186ZM221 127H222V126H221ZM44 128H45L46 130H44ZM60 128H61V127H60ZM89 128H90V127H89ZM92 128H91L90 130H93ZM115 128H116V129H115ZM125 128H126V129H125ZM142 128H141V129H142ZM192 128H193V127H192ZM26 129H25V130H26ZM28 129H29V128H28ZM51 129H52V127H51ZM54 129H55V128H54ZM58 129H59V127H58ZM74 129H75V130H74ZM100 129H101V131H100ZM131 129H132V128H131ZM141 129H140V130H141ZM121 130H122V128H121ZM129 130H130V129H129ZM129 130H128V131H129ZM153 130H154V129H153ZM162 130H163V131H162ZM56 131H57V130H56ZM63 131H64L65 136H64V134H62ZM128 131H127V132H128ZM132 131H134V128H133ZM137 131H138V129L136 130V132H137ZM142 131H143V130H142ZM144 131H145V130H144ZM146 131H149V134L151 133L149 129L146 130ZM151 131H152V130H151ZM65 132H66V133H65ZM127 132H126V133H127ZM49 133H52V131H50ZM49 133H47V134H49ZM90 133H91V132H90ZM120 133H121V131H120ZM145 133H147V132H145ZM152 133H153V132H152ZM47 134H46V135H47ZM102 134H103V135H102ZM117 134H118V133L115 134V136H114L115 138H114V139L119 140V138L116 137ZM130 134H131V132H130ZM133 134H135V133L132 132V136H133ZM137 134H138V133H136V134H135L136 136L134 135L135 138H133V139H135V141H137V142H136V145L138 144L139 141L141 142V141L143 140L141 136H140L141 139L138 140L139 135L137 136ZM149 134H147V135H148V138L150 139ZM62 135H63V136H62ZM82 135H83V137L81 138L80 143H82V139H83V140H84V139H85V140H89V141H84V144L82 143V145L79 143V146H76L77 144H76V145L74 144V145H72V146H74V147L71 146L70 149H68V147H66V146L69 145V144H66V142H69V143H70V142L74 141L75 139H77L78 137H81ZM100 135H101V136H100ZM123 135H124V132H123ZM127 135H129V134H127ZM127 135L125 134V136H127ZM140 135H143V138L147 137V136H145V134H140ZM153 135H154V134H153ZM160 135H159V136H160ZM167 135L169 136V134H167ZM40 136H42V135H40ZM60 136H61V137H60ZM68 136H69V138H66V137H68ZM130 136H131V135H130ZM130 136H128V137H130ZM144 136H145V137H144ZM42 137H43V136H42ZM118 137H120V140L123 141V140L121 139V135H120V134H119ZM128 137H127L126 139H128ZM136 137H137V138H136ZM140 137H139V138H140ZM164 137H166V136H164ZM38 138H39V139H38ZM100 138H101V139H100ZM104 138H105V139H104ZM106 138H107V139H106ZM37 139L39 140V142L37 141L38 143L35 144ZM103 139H104V140H103ZM114 139H113V140H114ZM123 139H124V137H123ZM133 139H132V140H133ZM145 139H147V138H145ZM164 139H165V138H164ZM166 139H167V138H166ZM150 140H152V139H150ZM62 141H63V142H62ZM129 141H131V140H129ZM129 141H128V143H129ZM135 141H134V142H135ZM144 141H145V140H144ZM147 141H148V140H147ZM147 141L143 142V143H145L144 146H146V147H145L146 149H147V147H149V146L151 147V145H152V142L150 141V142H151V145H150V142H148L149 145L147 144V145H148V146H147V145H146V142H147ZM123 142H124V141H123ZM126 142H127V141H126ZM140 142H139V143H140ZM160 142H161V141H160ZM39 143H40L41 145H39ZM75 143H77V142H75ZM106 143H108V141H106L105 144H106ZM143 143L141 142V144H143ZM161 143H162V142H161ZM89 144H90V143H89ZM93 144H94V145H93ZM105 144H104V145H105ZM114 144H115V143H114ZM114 144H113V146H114ZM155 144H156V143H155ZM162 144H163V143H162ZM198 144H199V143H198ZM36 145H37V147H39V148H36V147H35ZM44 145H45V146H44ZM87 145H88V146H87ZM129 145H131V144L129 143ZM196 145H197V144H196ZM196 145H194V146H196ZM40 146H41L42 148H41ZM85 146H84L83 148H85ZM110 146H111V144H110ZM110 146H108L109 149H110ZM113 146H112V147H113ZM133 146H134V145L132 144V147H133ZM144 146L142 147V145H141V146L139 147V144H138V145L136 146L135 149H136V151L138 152V149H137V148L139 147L140 150L142 149V151L145 150V152H146V149L144 148ZM152 146H154V145H152ZM201 146H202V145H201ZM34 147H35L36 149L40 150V152H38L36 149H34ZM93 147H94V148H93ZM100 147H102L101 149H104V150H101ZM106 147H107V146H106ZM134 147H135V146H134ZM150 147H149V148H150ZM196 147H197V146H196ZM40 148H41V149H40ZM72 148H73V149H72ZM81 148H82V147H80V149H81ZM92 148H93V149H92ZM128 148H129V147H128ZM130 148H131V146H130ZM130 148H129V151H131ZM157 148H159V147H157ZM192 148H193V147H192ZM202 148H204V147L202 146ZM32 149H34L36 152L33 151ZM77 149H78V148H77ZM183 149H184V148H183ZM31 150H32V151H31ZM74 150H76L77 152L74 151ZM81 150H82V151H80L79 154L77 153V155H80V154H81V155L83 156V153H84V152H83V149H81ZM114 150H115V148H114ZM132 150H133V149H132ZM160 150H161V149H160ZM186 150H188V149H186ZM191 150H192V149H191ZM191 150H190V151H191ZM194 150H195V149H194ZM194 150H192V152H193ZM30 151H31V155H30L31 157H30V159H29V157H28V156H25V154H28V153L30 154ZM93 151H94V152H93ZM112 151H113V150H112ZM147 151H148V150H147ZM180 151H181V150H180ZM196 151H198V150L196 149ZM199 151H200V149H199ZM82 152H83V153H82ZM92 152H93V153H92ZM100 152H101V153H100ZM115 152H116V150H115ZM131 152H132V151H131ZM154 152H155V150H154ZM154 152H152V153H150V154H148V153L146 152L147 154H146L145 156L147 157V155H150L151 157H153V158L155 157L154 159H156V156H154ZM182 152H183V151H182ZM202 152H203V150H202ZM202 152H201V153H202ZM204 152H205V151H204ZM204 152H203V153H204ZM62 153H63V154H62ZM88 153H87V154H88ZM128 153H129V152H128ZM184 153H185V151H184ZM194 153H195V152H194ZM196 153H197V152H196ZM196 153H195V154H196ZM205 153H207V152H205ZM29 154H28V155H29ZM60 154H62V155H60ZM85 154H86V152H85ZM87 154H86V155H87ZM89 154L87 155V157H88V162H87L86 164L83 163V162H85V159H86L85 155H84L83 157H81V155H80L79 157L82 158V159L80 160L79 157L76 156V154H75V159H74V156L72 157L73 159H71V160H72V163L74 162L75 164H74V163H73V164L71 163L72 166H71V165H70V166L67 165V163L65 164L67 167H69L68 170H70V168L72 167V168H73V170H72V168H71L72 172H73V171H76V173L73 172V173H74V174H73V177H74L75 174L77 175V173H80L81 176H80V175H77V176H79V177L76 176V177H77L76 179H77V182H78V179H80L79 182H80V184H81L82 186H83V184H84L83 187L80 186V185H78V186H80V187H77V184H78V183L75 182V181H73L72 178H71V179H72V181H71V179H70L69 176H68V177H67V176H64V175H66L65 173H62V175H61L62 180L60 179V178H61V177H60L59 179H60L61 181H60V180H59V181H55V183L52 184V186L55 185L56 183L58 184V182H59V184H61V186H60V185H57V184H56V186H57V187L59 188V190H60L61 187H64V188H65V184H66V186H67V183L69 184V186H67V187L70 188V185H71L70 182H72V185L74 186V188L77 187L79 190H81L80 188H82V190H83V188L86 187V185H88V186L91 185L90 188H92V184L94 183V182L91 183L92 178H93L92 176H93V174L97 173L98 171H96V172L94 171L95 173H93V174H89L88 176H87L86 173H89V172L92 173V172L90 171V170L92 169L91 166H93V167L95 166L94 168H96L97 166H99V164L102 163V161L99 163L98 161H97V162L95 161L96 159L94 160V159L92 158V159L90 160L89 157L91 158L92 155L89 156ZM103 154H104V155H103ZM103 154H102L103 157H105V156L107 155L106 151H104ZM110 154L113 155V153H111V152H110ZM160 154H161V153H160ZM180 154H181V153H180ZM191 154H192V153H190V155H191ZM129 155H130V154H129ZM155 155L159 156L158 153L155 154ZM185 155L187 156V155H188V152L185 153ZM190 155H189V156H190ZM198 155H200V154H198ZM213 155H214V154H213ZM24 156H25V157H24ZM109 156H110V155H109ZM138 156H140V151H139V155H138ZM142 156H144V155H142ZM145 156H144V157H145ZM200 156H201V155H200ZM203 156H205V155H203ZM20 157H21V158H20ZM23 157H24V158H23ZM76 157L80 160L79 162H78V159H77ZM133 157L135 158V155H134ZM144 157H143V158H144ZM159 157H160V156H159ZM164 157H165V156H164ZM179 157H180V156H179ZM184 157H185V156H184ZM192 157H195V156H192ZM33 158H34V157H33ZM84 158H85V159H84ZM140 158H141V157H140ZM162 158H163V157H162ZM19 159H21V163H19V165H18L17 162L20 161ZM83 159H84V161H82ZM98 159H101V160H102L103 158H101V157L99 156ZM137 159H138V161H139V163H140V162H141L140 160H141L142 158H141L140 160H139V158H137ZM137 159H136V160H137ZM192 159H193V158H192ZM28 160H25V159H24L25 163H26ZM58 160H57V161H58ZM66 160H65V161H66ZM73 160H74V161H73ZM86 160H87V159H86ZM104 160H105V158H104ZM104 160H103V162H104ZM132 160H133V159H132ZM136 160L134 159V161H136ZM149 160L152 161L151 158H149ZM184 160H185V159H184ZM81 161H82V164H81ZM129 161H130V160H129ZM142 161H143V160H142ZM146 161H147V160H146ZM190 161H191V160H190ZM192 161H193V160H192ZM28 162H29V161H28ZM62 162H63V159H62L61 162H60V161L57 162V164L59 163V165H60V167H61V165H62L61 163H62ZM136 162H137V161H136ZM197 162H198V160H197ZM197 162H196V163H197ZM25 163H22V164L24 165ZM77 163H78V164H77ZM94 163H95V164H94ZM134 163H135V162H134ZM139 163H138V164H139ZM142 163L144 164V162H141L140 166L142 165ZM76 164H77V165H76ZM79 164H81V166H83V167L79 166ZM87 164H88V165H87ZM96 164H98V165H96ZM136 164H137V163H136ZM191 164H192V163H191ZM59 165H57V167H56V168L58 169V172H59V173H60V170H61L62 172L66 171V170H64V171L62 170L63 167H62V168L59 167V168H60V170H59V168H58ZM63 165H64V164H63ZM63 165H62V166H63ZM65 165H64V167H65ZM74 165L79 166V167L74 168V167H73ZM103 165H104V164H103ZM103 165H102V166H103ZM198 165H199V164H198ZM20 166H21V165H20ZM86 166H87V167H86ZM102 166H101V168H102ZM132 166H133V164H132ZM149 166H151V165H149ZM149 166H148V167H149ZM153 166H154V165H153ZM194 166H195V165H194ZM251 166H252V165H251ZM14 167H16L17 169L14 168ZM21 167H22V166H21ZM84 167L86 168V170L88 169V170L86 171V173H84V171H85V170H84ZM99 167H100V166H99ZM137 167H138V165H137ZM143 167H145V166H143ZM155 167H156V165H155ZM155 167H154V169H156ZM56 168H55V169H56ZM80 168H81V169H80ZM90 168H91V169H90ZM94 168H93V169H94ZM101 168H99V169L97 168V170H100ZM134 168H135V167H134ZM250 168H251V167H249V169H250ZM75 169H76V170H75ZM77 169L80 170V172H79ZM82 169H83V170H82ZM103 169H104V168H103ZM247 169H248V168H247ZM10 170H11V171H10ZM68 170L66 171V173L68 172L67 174H69V172H71V171H68ZM94 170H96V169H94ZM13 171H12V172H13ZM81 171H82L83 173H81ZM92 171H93V170H92ZM104 171H106V170L104 169L102 172H100V171H99V172H100L102 175H104V174H103ZM155 171H156V170H155ZM249 171H251V170H248V172H249ZM12 172H11V173H12ZM58 172H56L57 175L59 174ZM72 172H71V175H72ZM245 172H246V170H245ZM245 172H244V173H245ZM248 172H246V173H247L248 176H249L250 174H249ZM244 173H243V174H244ZM53 174H54V173H53ZM83 174H85V176L88 177V178H86ZM155 174H156V172H155ZM247 174H246V175H247ZM251 174H252V173H251ZM261 174H262V173H261ZM8 175H10V173H8ZM42 175H43V174H42ZM57 175H56V178H58ZM91 175H92V176H91ZM95 175H96V174H95ZM97 175H98V173H97ZM177 175H178V174H177ZM181 175H182V174H181ZM181 175L179 174L180 179H182L181 177H183V175H182V176H181ZM209 175H210V174L208 173V176H209ZM63 176L66 177V179H64ZM89 176L91 177V180L89 179V178H90ZM239 176H240V174H239ZM81 177H82V178H85V179H81ZM96 177H97V176H96ZM99 177H100V176H99ZM209 177H210V176H209ZM241 177H242V174H241ZM28 178H29V177H28ZM53 178H54V177H52V179H53ZM68 178H69V179H68ZM243 178H245V177H243ZM250 178H251V176H250ZM67 179H68L69 181H68ZM74 179H75V177H74ZM238 179H239V178H238ZM248 179H249V177L247 178V180H248ZM63 180H64V181H63ZM65 180H67V181L65 182ZM84 180H86V181H84ZM87 180H88V181H87ZM95 180H96V179H93V181H95ZM239 180H240V179H239ZM249 180H250V179H249ZM82 181H84V182H82ZM145 181H146V180H145ZM165 181H166V180H165ZM243 181H244V179H243ZM243 181H242V183H243ZM251 181H252V180H251ZM28 182H31V178H29V179L27 180V183H28ZM60 182H61V183H60ZM64 182H65V183H64ZM81 182H82V183H81ZM85 182H86V184H85ZM158 182L161 184L160 181H158ZM171 182H172V181H170V183H171ZM234 182H235V181H234ZM234 182H233V183H234ZM240 182H241V181H240ZM240 182H239V183H240ZM245 182H246V180H245ZM27 183H26V184H27ZM63 183H64V184H63ZM73 183H74V184H73ZM76 183H77V184H76ZM87 183H88V184H87ZM90 183H91V184H90ZM151 183H152V182H151ZM159 183H158V184H159ZM172 183H173V182H172ZM239 183H238V184H239ZM249 183H250V181H249L248 183H246V185L249 184ZM26 184H24V186H25ZM153 184H154V183H153ZM173 184H174V183H173ZM173 184H172V185H173ZM231 184H232V183H231ZM13 185H16V183H14ZM13 185H12V186H13ZM62 185H64V186H62ZM72 185H71V186H72ZM93 185H94V184H93ZM154 185H155V184H154ZM172 185H171V186H172ZM188 185H189V184H188ZM233 185H234V184H233ZM239 185H240L239 187H242L241 184H239ZM249 185H250V184H249ZM5 186H6V187H5ZM24 186H23V187H24ZM52 186H51V187H52ZM56 186H54V187H56ZM59 186H60V187H59ZM166 186H167V183H166ZM178 186H179V185H178ZM178 186H177V187H178ZM181 186H182V185H181ZM247 186H248V185H247ZM21 187H22V186H21ZM21 187H20V188H21ZM23 187H22V188H23ZM57 187H56L55 189H58ZM67 187H66V188H67ZM174 187H176V186H174ZM177 187H176V188H177ZM183 187H184V186H183ZM234 187H235V186H234ZM14 188H15V187H14ZM20 188H19V189H20ZM22 188H21V189H22ZM28 188H29V186H28ZM64 188H61V190H60L61 193L58 192L59 190H56V191H55V192H58V194H60V195H56L57 193L53 194L54 192H51L52 196H51V194H50V196L53 197V198L51 199V198L49 197V198L51 199V201H52V202H51V205H52V204L54 205L55 203H57V204L60 205V206H58L57 204L54 205L55 207H57V208H55V209L53 208V211H52V214L54 213L55 216L57 215V213H59V211H60L61 208H63V209H61V210H62L61 212H63V211L66 210V208L69 207V204H71V202H70V201L72 200L71 198H70V200L67 199L70 203H67V201L65 200V198L68 197V193H67V194L65 193L64 190H66V189H64ZM69 188H68V189H69ZM71 188H73V187H71ZM71 188H70V190H71ZM90 188H89V187H88V188H85L86 192H87V190H88L87 195H88V197H90V199H87L88 197L85 195V193H86V192H84L85 190L83 191V194H84V195H82V190H81V192L78 191L79 193H78V192H77V193L79 194V196H77L76 193H75V194L72 193V192H73V189L71 190V192H70V190L68 191L70 194L72 193V196H73V197H74V195H76V197H75L74 200H76V199H78V198L80 199L81 196H82V197L84 196L82 199H80V200H82V201L86 199V202L83 201V203H82L83 205L81 204V206H80L82 210H84L83 208H86L84 211L88 210V209H89L88 207H90V208H91V207H94L96 204L99 203V201H98V202L96 201V203L94 202V205H93V204L89 205L90 203H92L91 199H92L93 201H95V199H96L95 196H94L93 191H92V192L89 191ZM171 188H173V187H171ZM176 188H175V189H176ZM180 188H181V187H180ZM184 188H185V187H184ZM244 188H245V187H244ZM6 189H7V188H6ZM21 189H20V190H21ZM26 189H27V188H26ZM26 189H25V190H26ZM55 189H54V190H55ZM68 189H67V190H68ZM78 189H75V191L78 190ZM247 189H248V188H247ZM8 190H9V189H8ZM11 190H12V192H14V193H15V191H16V189H15V191H13V189H11ZM20 190H19V191H20ZM25 190L22 191L23 194L20 193V194H22V195H20V194L16 195V196H18L17 198H16V196H15V199H14V200H15L17 203L19 202V201H17L18 198H22V200L25 199V202H26L27 200H30V199H31L30 196L33 197L32 193H31L30 196L27 195V191H29V189H27L26 194L24 193ZM51 190H53V189L51 188ZM54 190H53V191H54ZM67 190H66V191H67ZM91 190H92V189H91ZM94 190H95V189H94ZM170 190H171V189H170ZM170 190H169V191H170ZM243 190H244V189H243ZM63 191H64V193H63ZM167 191H168V190H167ZM6 192H8V191H6ZM6 192L4 191V192L1 193V194H2L3 196L7 197V199H8L11 195H10V196L8 195L9 197L6 196V195L8 194V193L6 194ZM30 192H31V190L29 191V194H30ZM247 192H248V191H247ZM14 193H10V192H9V194H12V195H13ZM5 194H6V195H5ZM15 194H16V193H15ZM24 194H25V195H24ZM63 194H64V195H63ZM65 194H66V195H65ZM70 194H69V196H70ZM95 194H96V196H98L97 193H95ZM19 195H20V196H23V197L26 196V197H25V198H23V197H19ZM55 195H56V197H55ZM61 195L64 196L65 198H64V197H61ZM80 195H81V196H80ZM28 196H29V198H28ZM57 196H59V198H58L59 200L57 199L56 202H55L54 200L57 198ZM72 196H70V197H72ZM85 196H86V197H85ZM91 196H92V197H91ZM11 197H12V196H11ZM60 197H61L63 200H62ZM77 197H78V198H77ZM2 198H3V199H6V198H4V197H2ZM13 198H14V197H13ZM13 198H12V200H10V201H12V204H11V205H13V207L10 206V204H9L10 201L8 202L9 207H7V206L5 207V206H4V208H3V206H1L3 209H5V211L2 210V208H1V210H0L1 212H2V211L4 212L5 217L3 216L4 214H3V212H2L3 215L0 213V214H1V215H0V218L3 216V217L5 218V220H4L3 217L0 219V233H1V230H2V232L5 230V227H6L8 224L10 225V228H13V225H12V224L14 223L15 219L12 218L13 221H11V223H9V218H8V212L10 211V212H9V215H10V213H11V211H12V208H13V211H16L15 214H14V212H13V216H14V215L17 216V215L19 214V213H17V211H19V212L21 211V212H22V210H20V208H18V206H14V205H17V204L14 202ZM27 198H28V199H27ZM93 198H94V199H93ZM53 199H54V200H53ZM60 199H61V200H60ZM79 199H78V201H79ZM248 199H249V197H248ZM64 200H65V202H64ZM74 200H73V203L75 202ZM87 200H88V201L90 200L91 202H90V201L87 202ZM20 201H21V199H20ZM32 201H33V200H30L29 202H32ZM53 201H54V202H53ZM62 201H63L64 204H60V202H62ZM13 202H14L15 204H13ZM23 202H24V201H22V202H20V203H23ZM80 202H81V201H80ZM80 202H75L74 204L70 205V207H69L68 210L70 211V216H71V217H76L75 219H77V221H76L75 219H73V220H75V222H78V223H84V222H86V221L89 220V217H90V216H89L88 214H91L89 210H88V212L86 211L87 213H85V212L83 211V212H84L83 215H84V214H87V215H88V217H87V215H86V216H85V215L82 216L83 218H84V217H87V218H88V220H86V221H85L84 219H87V218H84V219L82 218V219L84 220V222L79 221V218H77V217H79V216H75L76 214H75L74 216H72V215H73L72 213H74L75 211H76V213H77V212L79 213V211H80V212L82 211L81 209H79ZM10 203H11V202H10ZM20 203H18V205H19ZM27 203H28V201H27ZM27 203H24V204H25L24 206L28 205V207L26 206V208H25L23 205H21V204L19 205L20 207L23 206V211H24L25 213H27V215H26L25 213H23V215L25 214V215H24L25 217H23V215H21L22 213H20L19 215L22 216V218H21V216H20L21 219H20V218L18 219L17 217H14V218H17V219L20 221V220H22V219L24 220V218L26 219L27 216H31V215H32V213H28V210H26V209L28 208L29 211H30V210L33 208V205H32L33 203H32L31 205H30V204H27ZM48 203H49V201H48ZM65 203H66V204H65ZM77 203L79 204L78 206L75 205V204H77ZM87 203H89V204H88V205H89L88 207H86ZM0 205H1V204H0ZM62 205H63V207H62ZM67 205H68V206H67ZM73 205H74V206H73ZM92 205H93V206H92ZM260 205H261V204H260ZM30 206H32L31 209H30ZM54 206H53V207H54ZM66 206H67V207H66ZM71 206H72V208H71ZM82 206H83V207H82ZM64 207H65V208H64ZM77 207H78V208H77ZM245 207H246V206H245ZM7 208H9L10 210H8ZM14 208H18L19 210H18V209L14 210ZM73 208H74V210H73ZM75 208L78 209L79 211L76 210ZM87 208H88V209H87ZM57 209H58V212L56 211ZM64 209H65V210H64ZM71 209H72V210H71ZM244 209H245V208H244ZM6 210H8V212H7ZM68 210H67V211H68ZM242 210H243V208H242ZM54 211H56V213H55ZM72 211H74V212H72ZM257 211H258V209H257ZM6 212H7V215H6ZM71 212H72V213H71ZM246 212H247V211H243V213H242V216H243V217H245V216L247 215ZM258 212H259V211H258ZM262 212H263V211H262ZM262 212H261V216H262ZM16 214H17V215H16ZM28 214H29V215H28ZM45 214L48 215V210H47L46 208H45ZM66 214H67V213H66ZM245 214H246V215H245ZM11 215H12V213H11ZM78 215H80V213H79ZM6 216H7V217H6ZM66 216H67V215H66ZM66 216H65V217H66ZM240 216H241V215H240ZM254 216H255V215H254ZM258 216H260V215H258ZM11 217H12V216H11ZM65 217L63 218L64 221H66V219H68L69 215L67 216L66 219H65ZM256 217H257V216H256ZM6 218H8V223H7ZM28 218L31 219L30 217H28ZM53 218H55V217H53ZM57 218H60V217H58V215H57L56 220H57ZM80 218H81V217H80ZM90 218H94V219H95V217H94V216L92 217V215H91ZM254 218H255V217H254ZM2 219H3V220H2ZM17 219H16V220H17ZM29 219H28V220L26 219L28 223H30V222H29ZM60 219H61V218H60ZM69 219H70V218H69ZM94 219L92 220V222H94ZM96 219H97V218H96ZM18 220H17V221H18ZM23 220H22V221H23ZM53 220H54V219H53ZM53 220H52V221H53ZM80 220H81V219H80ZM83 220H82V221H83ZM255 220H256V219H255ZM2 221H5V224H6V223H7V224L4 225V222H2ZM19 221H18V223H14V227H15V228H16V225H17V224H20L21 221H20V222H19ZM47 221L49 222L50 220H47ZM52 221H50L51 225L54 224V222H52ZM54 221H55V220H54ZM57 221H58V222H57ZM57 221H55V223H56V222L59 223L60 220H57ZM61 221H62V219H61ZM89 221H90L89 223H92V222H91V219H90ZM70 222H72V221H69V223H70ZM100 222H101V221H100ZM22 223H23V222H21V224H20L21 227L18 226L17 229L20 230L21 228H24V226L27 224V223L24 222L25 225H23L24 223H23V224H22ZM64 223H66V222H64ZM78 223H77V224H78ZM253 223H254V222H253ZM46 224H47V222H46ZM60 224L62 225L63 223H60ZM86 224H87V223H86ZM86 224H84V225L87 226ZM9 225H8V227H6L7 230H9V229H8V228H9ZM11 225H12V227H11ZM22 225H23V227H22ZM27 225H28V224H27ZM48 225H49V227H51V228L53 227V226H51L49 223H48ZM61 225H60V226H61ZM71 225H72V224H71ZM250 225H251V224H250ZM262 225H263V224H262ZM28 226H30V225H28ZM28 226H25V228H28V229H27V234L25 233L26 229H25V231L21 229L22 231H24V233L26 234V236L29 234L28 230L30 231V229H29ZM54 226H57V224H56V225L54 224ZM63 226L66 227L67 225L65 226V225L63 224ZM63 226H61V227L64 229ZM88 226H89V225H88ZM1 227H2L3 229H1ZM19 227H20V228H19ZM44 227L46 228L47 225H45ZM58 227H59V226H57V228H58ZM67 227H68V226H67ZM251 227H252V226H251ZM258 227H259V226H258ZM15 228H14V229H15ZM57 228H55V229H57ZM62 228L59 227V229H62ZM249 228H250V227H249ZM14 229H13V230H14ZM17 229L14 230V231L11 230V231H12V234H15V233H16L15 231H18ZM42 229H44V228H42ZM67 229H68L69 233L72 231L69 227H68ZM85 229L87 230L88 228H85ZM45 230H46V231H45V232H46V235H48V236H51V235L54 236V233H52V231H53V232L55 231L54 229H53V230H49V228L47 227ZM48 230L51 231L52 234H51ZM248 230H249V229H248ZM261 230H262V229H261ZM5 231H6V230H5ZM5 231H4V232H5ZM56 231H57V233H58V230H56ZM56 231H55V233H56ZM64 231H66V230H64ZM64 231L62 230V231H60L59 233L61 234V233L64 232ZM68 231H66V233H63L61 236L64 237V235H65V237H68V236L70 235V234L67 235ZM4 232H3L2 234H4ZM7 232H8V231H7ZM7 232H6L7 235H6V234H4V235L8 236V233H7ZM72 232H73V231H72ZM72 232H71V233H72ZM77 232H78V231H77ZM47 233H49V234H47ZM87 233H88V230H87ZM90 233H92V232H90ZM10 234H11V232H10ZM10 234H9V235H10ZM17 234H19V233L17 232ZM25 234H24V236H25ZM247 234L250 236L249 233H247ZM0 235H1V234H0ZM4 235H2L1 237H3ZM22 235H23V233H22ZM22 235H20V236H21V239L23 238ZM56 235H57V234H56ZM73 235H75V234H73ZM259 235H260V233H259ZM10 236H11V235H10ZM12 236H14V235H12ZM15 236H16V237L18 236L17 238H19L18 243H19V246H20V242H19V241H21V240H20V237H19V235H15ZM59 236H60V235H59ZM254 236H255V235H254ZM8 237H9V236H8ZM8 237H5V241H4V242H2V241L4 240V238H3V240H2V238H0V242L5 243V242H6V239H7ZM27 237H28V236H27ZM42 237H43V236H42ZM46 237H47V236H46ZM65 237H64V238H65ZM13 238H14V237H13ZM51 238H52V237H49L48 239H51ZM59 238H60V237H59ZM64 238H63V239H64ZM262 238H263V237H262ZM262 238H261V239H262ZM24 239H25V237H24ZM24 239H23V241H24ZM54 239H57L56 236L54 237ZM54 239H53V240L51 239L52 242H51V241H50V242H51V243H56V242H54V241H56V240H54ZM63 239H62V240H63ZM248 239H249V238H248ZM248 239H247V240H248ZM1 240H2V241H1ZM8 240H9V239H8ZM13 240L15 241V244H14V245H18V244H16V238L13 239ZM67 240L69 241V237H68ZM250 240H251V239H250ZM257 240H258V238H257ZM26 241H27V240H26ZM26 241H25V242H26ZM72 241H75V240H72ZM245 241H246V238H245ZM253 241H254V239H253ZM25 242H23L21 245L25 244ZM50 242H49V244H50ZM63 243L66 245L68 242H63ZM71 243H72V242H71ZM244 243H245V242H244ZM247 243H248V241H247ZM250 243H251V242H250ZM0 244H1V243H0ZM6 244H7V242H6L5 244H2V245H4V246L7 247V248L10 247L8 244H7L8 246H7ZM12 244H13V243H12ZM58 244H60V243H58ZM58 244H57V245H58ZM64 244H60V245L62 246V248H60L61 246L58 247L56 244H55L56 246H54L53 244H52V245H53L54 247H56L57 249H63V250L68 249L69 251H71L70 249H72V246H71V248H70V247H67V246H68V245H67V246H66L67 248L64 249V248H63V246L65 247ZM68 244H69V246H70V243H68ZM78 244H79V243H78ZM248 244H249V243H248ZM263 244H264V243H263ZM26 245H27V244H26ZM72 245H74V244L72 243ZM246 245H247V244H246ZM252 245H253V244H252ZM4 246H1V245H0V252H1L0 256H2V254L7 256V254H4L3 251H2V250H4V248H3ZM19 246H18V249L22 247L23 250H25V252L27 251V249H26L27 246H20V247H19ZM47 246H48V245H47ZM50 246H51V245H50ZM53 246H52V247H53ZM83 246H84V245H83ZM254 246H256V245H254ZM11 247H12V246H11ZM24 247H25V248H24ZM75 247H76V245H75ZM243 247H244V246H243ZM251 247H252V246H251ZM1 248H3V249L1 250ZM246 248H248V247H246ZM263 248H264V247H263ZM15 249L17 250V246H16ZM243 249L245 250V248H243ZM249 249H250V248H249ZM251 249H253V247H252ZM254 249H256V248H254ZM258 249H259V248H258ZM23 250H22V251H23ZM50 250L53 251V248L50 249ZM63 250H62V251H63ZM79 250H80V249L78 248V251H79ZM6 251H7V249L4 250V252H6ZM11 251H12V250H11ZM20 251H21V249H20ZM54 251H56V249H54ZM59 251H60V250H59ZM66 251H67V250H66ZM66 251H64V253H66ZM69 251H67V253H68ZM74 251H75V250H74ZM222 251H223V249H222ZM224 251H225V250H224ZM14 252H15V250H14ZM18 252H19V251H18ZM56 252H57V251H56ZM72 252H73V249H72L71 252H69V254H71ZM258 252H259V251H258ZM58 253H59V252H58ZM76 253H77V251H76ZM251 253H252V252H251ZM251 253H250V254H251ZM222 254H223V253H222ZM247 254H248V253H247ZM60 255H61V254H60ZM62 255H64V254H62ZM67 255H68V254H67ZM217 255H218V254H217ZM8 256H9V254H8ZM8 256H7V257H8ZM226 256H227V255H226ZM258 256H259V255H258ZM258 256H257V258H258ZM3 257H4V256H3ZM3 257H0V258H3ZM223 257H224V256H223ZM228 257H229V256H228ZM254 257L256 258L255 254H254ZM260 257H261V255H260ZM260 257H259V258H260ZM24 258H25V257H24ZM47 258H48V257H47ZM215 258H216V257H215ZM215 258H214V259H215ZM217 258H218V257H217ZM219 258H221V257H219ZM262 258H263V257H262ZM262 258H261L259 261L262 262V261L264 260V258H263V259H262ZM6 259H7V260H6V261H7L6 264H11V260H12V259H11L10 257H9V258H6ZM91 259H92V258H91ZM223 259H224V258H223ZM0 260H2V259H0ZM104 260H105V259H104ZM218 260H219V259H218ZM254 260H255V259H254ZM19 261H20V260H19ZM88 261H89V260H88ZM91 261H92V260H91ZM12 262H13V260H12ZM16 262H17V261H16ZM105 262H106V261H105ZM221 262H222V260H221ZM254 262H255V261H254ZM254 262H253V263H254ZM256 262H257V261H256ZM0 263L5 264V260L2 261V262L0 261ZM18 263H19V262H18ZM24 263H25V262H24ZM93 263H94V262H93ZM222 263H223V262H222ZM222 263H221V264H222ZM263 263H264V262H263ZM20 264H21V263H20ZM103 264H104V263H103ZM214 264H215V263H214ZM217 264H218V263H217ZM255 264H257V263H255Z\"/></svg>", "mask_w": 264, "mask_h": 264}]
</instances>
